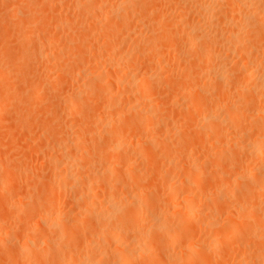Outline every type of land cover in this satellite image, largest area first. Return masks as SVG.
<instances>
[{"label":"rangeland","instance_id":"obj_1","mask_svg":"<svg viewBox=\"0 0 264 264\" xmlns=\"http://www.w3.org/2000/svg\"><path fill=\"white\" fill-rule=\"evenodd\" d=\"M59 1L60 0H0V185H1L0 186V236H1V239H0V264H37V263L39 264L40 260H41L40 264H57V263L58 264H66V263L67 264H93V263H88V262H90V259H93L92 262L94 261L95 262L94 264H99V262H100V264H103V262H104V261L102 262L103 258L100 257V259H97V258H99L98 254L100 255V253H101L100 251L103 250L102 253L103 252L106 253V251L108 250V251H112L115 253V250H114L115 247L116 246L120 247V245H125V246L120 247V249H122V250H119V251L116 250V252L117 251L120 252V253H116L118 255V258L115 256L112 257L111 256L112 252L106 253V256L108 254V257H107L108 259H109V257H112L111 258L112 260L111 259L107 260L106 258H104L107 261H110L109 264H115L116 261L118 262L117 264H119L120 262H122V260L119 262L118 261L119 259H123V261H124L123 264H128L127 261L130 262V259H132L131 263H133V264H140V263L142 264L141 261H143V260H145V264H146V260H150L151 256H152V258L157 257L156 258L157 260H162L165 257H167V258L169 257L168 259L166 258L165 260H163L164 261L163 264H172L175 262H176L175 264H180L182 262H183L182 264H190L194 259H195L194 260L195 262L192 264H206V263H208V264H260V262L264 263V261H263L264 256H261L262 257L261 258V257H258V255H256V253H255L256 249H258V248L260 249V247L261 248L264 247V243H261L260 242L261 238H259V237H262L264 234L263 232H261V231H264V225H262V224H264V220H263V222L261 221L264 218V188L261 187L262 183L264 184V173H263L264 170L262 168V167H264V166H262V164L264 165V156H261L262 152L261 153L259 152V150H262V151L264 150V143H263V147H261V141L262 140L259 141L260 138L263 139V137H264V134L261 133L263 131L262 130L263 126H261V125L263 124L262 122H264L263 121L264 118H263V120H260L261 118L258 119L259 117H257V115H256L257 114L256 112H258L259 110L264 111V107H263L264 106V99H263L264 93H262V92H264V91H262V88L264 87V85H261V87L258 86L260 84H264V82H263L264 75L262 73V72H264V63H263L264 62V60H263V58H264L263 53L264 52H262L264 50V45H262V44H264V43H262L264 41V38H262V36H261V38H262L261 40H263V41H261V43L257 41L259 45L261 44V47H260L261 51L257 52V50H255L256 52H253L254 47L250 48L249 46L252 44L254 45V40L252 41L251 37L253 36V38H255V36L252 35L250 37V34H252V32L249 33V31H248L249 34L247 32H245L243 34V39L245 38V36H246V38H247V35H249V36L247 39L245 38L243 41L246 40L245 44H247V43H249V44L252 43V44H250V45L248 44L249 45L248 49H246L247 53L244 50L243 52L245 54L242 53V55H240L241 51L239 49H236L237 50L236 51V50H234L233 47H227L228 46V45H226L227 43L225 41H223V39H225L223 37L226 34L223 37H221L222 35H218V37H220L221 39L217 37V39H219L217 41V43L215 42V43H212V45H211L209 40H207L206 41L207 43H205V45H203L204 44L203 38H206V37H203V38L200 37L201 38L200 39L199 37H196V35H197L196 34V35H194L196 38L194 36H192V38H191V34L193 35V33L197 32V30H199L200 28L202 31L200 30L198 33L201 32V34H202V32H206L209 30V29H207V27L209 28V23H208L207 19H206L207 22L205 20L201 21V18L204 19L205 15L201 14V15H203V17H202L199 15V12H197V10L194 9V11H193V9H192L193 6L195 5V3L197 2V0H195V1L181 0L182 2L179 0H174V1L171 0L172 2H170V0H168L170 4H173V2H174V4H173L174 9H173V6L168 4V1H166V0H163L164 2H162V0H93V1H91V0H61L62 4ZM96 1H98V2H96ZM178 1L181 2L182 4L178 3ZM185 1L188 2L189 5H187L188 3H186ZM198 1H200V0H198ZM201 1L203 2V0H201ZM89 2L90 3L96 2V3L91 4L92 7H90V4H88ZM206 2H208V0H206ZM84 3L87 4L88 7H90L89 13L92 11L91 9L96 10L95 12H92L94 14H90V15H93V16H90V18H88L89 17L88 12H87L88 15L86 12H85L86 14H84V12H82L83 8H81V6L83 4V7H84V5H85ZM99 3L101 4L100 5L101 9L97 5ZM118 3H120V4L118 5ZM138 3H140L139 6H138ZM147 3H149V5H147ZM104 4L108 7L111 6L109 8L107 7L109 12L113 8L112 7L113 4L116 7L117 6L121 7L122 9H124V12L126 10L125 13L130 12L129 14L131 15V19H128V17H127V18H124L125 20L126 19L131 20L133 23H135V21H137L136 23H138V20H139V23H141V24H139V23L133 24L131 21H128L126 23L127 26L126 25L124 26L125 22L122 23L123 21H121V20H123V19H121V16H119L120 19H117V20H119V24L121 21V25H118V21L116 20V18H119V17L114 15V16H112L114 18L111 20L109 18V15H108L109 12L105 13L107 8L104 6ZM141 4H142V6H141ZM150 4H152V5H150ZM179 4H180V6H182V5L185 6V7L182 6L184 8V10L182 7L180 8V11H179V9H176V7H178V8L180 7ZM175 5H176V7H175ZM102 6H104V7H102ZM153 6H155V7H153ZM95 7H97L100 11H97L98 9ZM142 7H143V10L145 8L144 11L146 12V14L142 10ZM170 7H172V10L170 9ZM126 8L128 9V11ZM186 8H188V9H186ZM137 9L139 12H136ZM181 9H182V11L186 10V14L189 12L187 10H191V11H193V13L191 15V12H190L191 16L190 15L188 16V14L186 15L183 12L184 17L182 18ZM84 11H88V10L84 9ZM175 11H177L179 14ZM131 12H133L134 14ZM174 12L177 14H175ZM194 12H197L198 17H197L196 13L194 14ZM140 13L142 15H140ZM82 15H84V16H82ZM107 15H108V17H107ZM134 15L135 16L137 15V16L135 17ZM171 15H174V16H171ZM105 16L109 19H107ZM177 16H178V18H177ZM133 17H135L134 19H136L138 17L139 18L137 20H134ZM144 17H145V19H141ZM173 17L175 18L176 22L174 21ZM189 17H190V19H189ZM86 18H87V20H86ZM140 19L143 21L141 22ZM169 19H170V21H171V19L174 21L173 23L171 21V24H172L171 27L174 25V30H177V28H178L177 26H180L179 28H181V29L177 30L176 33L175 32L173 33V31H174L173 28L169 27L170 26ZM114 20H115V22H113ZM58 21L59 22L61 21L60 25H58V23H59ZM110 21H112L113 23ZM78 23H80V24H78ZM174 23H176V24L178 23V24L176 25ZM202 23L205 26H207V23H208V26L203 27L204 25H202ZM96 24H98V26ZM113 24L114 25L116 24V25L114 26ZM61 25H63V26H61ZM80 25H82V26L85 25V26L82 27ZM106 25H108V26H106ZM113 26H114V28H113ZM192 26H195L196 28L193 27V28H195V29H193ZM106 27H107V29H106ZM109 27L113 28V30H115V33L116 32L118 33L117 41H115L116 38L114 39L112 37H109L108 34H107L108 35L107 36L106 34L104 35L102 33L103 31L105 33H106V31L111 32V30H108ZM127 27H128V29H127ZM175 27H176V29H175ZM203 28H206L207 30L205 29L206 31H204ZM220 28L223 29L224 26L222 27V25H221ZM119 29L121 32L117 31ZM89 30L91 31V33ZM113 30H112V32H113ZM192 31H195V32H192ZM98 32H100V33H98ZM88 33H90V34L88 35ZM98 34H100V35H98ZM188 34H190V37ZM95 35H97V36H95ZM101 35H102V37H100ZM187 36L189 37L188 39H186ZM145 37L149 38L150 41H148V39H145ZM96 38H97V40H96ZM104 38H106V39H104ZM44 39H46V40H44ZM47 39L51 43L47 42ZM108 39L111 41H109ZM113 39H114V41H113ZM191 39L193 40L194 43L191 41ZM202 39H203V41H202ZM248 39H249V41H248ZM199 40H200V42L202 41L201 43H203V44L200 43L201 46L199 45V43L196 44L197 42H199ZM152 41H154V43L151 46ZM184 41H185V43H184ZM186 41L189 42V45L191 43V46L193 48H194V45H196V48L193 49L191 46L188 45V43ZM195 41H196V43H195ZM220 41H222L223 43ZM259 41H260V39H259ZM45 42L49 43L48 45H50V46H47V44L45 45ZM115 42H117V43H115ZM134 42H135V44H134ZM218 42H219V44H218ZM80 45H82V46L84 45V46L81 47ZM103 45L104 46L106 45L107 47L106 46L104 47ZM202 45L205 46L207 49L211 46L210 48L212 49L213 52L212 53L210 52L211 49L206 50V48L202 47ZM213 45H215V48L213 47ZM223 45H226V48ZM188 46H189V48H192L191 51H190V49L186 48ZM111 47H112V49H111ZM199 47H202V50L205 49L206 51L204 50L205 51L204 52L201 49H198ZM151 48H152V50H151ZM153 48H155V51ZM228 48H231V49H228ZM245 48H247L246 45H245ZM79 49H81V50H79ZM103 49L104 50L108 49V50L104 51ZM156 49H157V51H156ZM186 49L189 50V53L186 51ZM250 49H252L253 51ZM82 50H83V52H82ZM149 50H150V52H148ZM238 50H239V53H238ZM80 51L82 53H79ZM108 51H109V53H108ZM207 51L209 52V54L206 53ZM224 51H226V52H224ZM100 52H103V53H100ZM112 52H114V54ZM236 52L238 54H236ZM110 53H111V56H110ZM141 53H143V54H141ZM157 53H158V55L156 56ZM232 53H233V55H232ZM248 53H249V55L254 54V55H252V57L256 58V61L254 59L255 63L253 65L251 64V66L249 68L244 67V65H243L244 62L243 63L241 62L242 59H243L242 61H245L244 60L245 56H243V55H246ZM107 54H108V57L112 61L116 62L115 63L116 65H114V62H112L113 63L112 65H111V62H106V60H108ZM58 55L61 59L59 57H57ZM77 55H78V57H77ZM102 55H104V56H102ZM105 55L107 58L105 57ZM120 55H121V57H120ZM235 55H238V57L243 56V58H241V60H240V58H235ZM70 56H71V58H70ZM80 56L82 57V59ZM100 56H101V58H100ZM94 57H96V59ZM98 57L100 59H98ZM103 57H105L106 60H105V58L102 59ZM202 57H203V59H202ZM205 57H206V59H205ZM222 57H223V60L226 59L225 60V62L227 61L226 63L223 62V60H221ZM259 57H261V58H259ZM89 59H90V63L88 61ZM116 59H118V60H116ZM134 59H135V61H134ZM140 59H142L143 61ZM80 60H82L83 63H82V61L80 62ZM148 60H150V61H148ZM209 60H211L210 61L211 64L209 62H207L208 65L206 66V61H209ZM215 60H216V64H215ZM220 60L222 61V64H223L222 66L217 65L218 63L221 62ZM258 60H262V62L258 61ZM73 61H75V62H73ZM121 61H123V62H121ZM72 62L77 67H75L74 65L72 66ZM149 62H150V64H149ZM256 62H257V64H256ZM259 62H260V64H258ZM60 63L63 65L61 66ZM65 63L68 65H65ZM128 63L130 64L131 68H130ZM126 65L129 66L130 70L128 69V67ZM236 65H237V67H236ZM259 65H260V67H263V69L262 68L259 69V67H258ZM112 66H115V67L120 66L121 68L118 67V68L114 69L115 67H112ZM217 66H219V67H217ZM224 66L227 68H225ZM64 67L69 68L68 70L67 69L65 70V73L63 72ZM220 67H221V69L225 68L223 70L224 73L232 72L236 75L237 72H241V74L238 73L239 76L236 75L237 77H239L238 81H239V84L241 86H239V84L237 82V78H235L236 82H237V83L235 82V84L233 83L235 81L234 78H233L232 83L228 82V81H230L232 76L236 77L234 74H231V73H230V75L228 73H227V75H225L227 80L226 79H224V80L227 82L224 81L225 82L224 83L222 81L220 83V84H222L221 86L218 85L219 83L217 82V85L215 86V84H216L215 81H218L219 79L218 80L216 78L212 79L214 76L213 72H216V70L218 68L220 69ZM213 68H215V69H213ZM234 68H236L237 70ZM239 68H241V70L245 69V68H247V69L242 70L243 71V73H242V71H240V70L238 71ZM256 68L259 69V71ZM72 69H74V70L72 71ZM79 69H81V71L83 70L84 73H83V71L79 72L80 71ZM232 69H234V72ZM113 70L115 71V73H117L118 70L119 71L116 74L117 76L115 75L112 78L117 79V77L120 75L118 77V79L119 80L121 79L122 82H124V81L126 82L131 77L132 78L134 77L133 78V84L131 81V83L128 85V87L126 89H124L126 94L123 91L121 92L120 89H123V88L117 89L115 87L113 88V86H111V85H109L107 87V85H105V84H104L105 85V92L103 91L104 89L102 90L103 92L98 91L100 89V87L96 88L94 91L93 87L98 86L97 83L99 80L101 81V82H99V86L101 83V87H104L102 81H105L106 83H107V81L103 80V78L107 79L108 75L110 77V75L114 73ZM206 70H207V72H206ZM226 70H229V71H226ZM261 70H262V72H261ZM66 71H70L71 73L66 72ZM109 71H110V73H109ZM208 71H209V73H208ZM210 71H213V72L210 73ZM60 72H63L64 74L60 73ZM69 73H70V76H68ZM204 73H206V75ZM208 74H210V75H208ZM211 74H212V78H211ZM257 74L260 75V78H259V75H257ZM79 75H81V76H79ZM157 75H158V77H157ZM228 75H229V77H228ZM240 75H243V77H244V75L247 77L248 76L252 77V78L248 77L252 80V82H251V80H249L247 78V80L250 81V82H247L248 87H249V85L252 86V84L254 83L253 81H255V79L258 78V80H260V84L257 83L255 86V83H254L252 88L250 86L248 88V90H246V91L243 90V92L245 91L244 93H246V95H248V93L250 92V89L252 91L251 93H249L250 95L252 93L254 94V92L257 91L259 94L257 92H255V94L257 93L256 97L258 95L262 97V99L259 96L257 98H260L263 103L260 100L256 101V100H258L257 98L254 101L255 102L254 108L256 109V111L252 110L253 113L251 112L250 108L254 106L253 105L254 103L251 105V107L249 106L250 105L249 100L246 103V104H248L247 105L248 107L245 104L246 100L251 98V96L249 95L250 96L249 97V96L245 95L247 97L246 98L243 95L244 98L246 99L245 100L241 96L242 92H239L237 95L235 94L238 91L242 90L240 87L247 85L246 84L247 80L244 81L243 77H241ZM127 76L129 78H127ZM150 76H153L154 78L156 76L155 80L153 77H150ZM197 76H198V78H197ZM207 76H208V78H207ZM93 77H94V79H97V80H95V82L97 81L96 83L92 82L94 80V79H92ZM191 77L193 79H195L196 82H197V80L200 81V82L199 81L197 82V85H195L196 82L194 83V85H192L193 81L190 83L194 87L199 86V88H201V90H202L201 92H203V90H204L203 94H205V96L207 95L208 98L206 96V99H205V96L202 95L201 101L207 102L206 104H205V102L204 103L201 102L200 98H199V101L197 100L198 98H196V97L201 96V94H200V96L196 95V94H198V92L200 90L199 91L187 90L188 88L190 89V87L192 89V86L190 84H189L190 86H188L187 89H186V87L185 88L181 87V85H182L181 83H183L182 86L188 85V83L190 81L189 79ZM253 77H254V79H253ZM124 78L125 79L127 78V79L125 80ZM186 78H188V79H186ZM90 79H92V80H90ZM152 79L155 81V82L152 81L154 84L151 82ZM146 80H148V81L146 82ZM180 81H182V82H180ZM186 81H187V83H186ZM240 81H243V82L240 83ZM145 82L148 85H146ZM150 82L152 83V85ZM86 83L89 85H95V86L90 87L91 89L93 88L92 89L93 92L92 91L90 92L91 96H90L89 91L86 90V89H89V85L86 86ZM200 83H201V85H200ZM223 83L226 84L224 89L222 88V87H224ZM107 84H109V83H107ZM143 84H145V86H149L150 88L155 87L154 88L155 92L153 89H151L150 92H148L149 91V89L147 90L148 87H143L140 89V87L144 86ZM177 84H179V85H177ZM202 84H203V86H202ZM232 84L234 87H236L237 89L239 88V89L235 90L236 88H233V89L230 88L229 86H231ZM130 85H131V87L133 85V87H132L133 89L130 87ZM227 85H228L229 89H227ZM171 86H173V87H171ZM204 86H205V88H204ZM214 86L216 88L218 86H219V88L221 87L220 88L221 92L218 93L219 89L218 88L215 89ZM237 86H239V87H237ZM257 86L259 89L257 88ZM110 87L113 90L112 89H108V90L106 89V88H110ZM134 87L136 88L138 95H136L137 92L135 91ZM177 87H179L178 88L179 92L176 91ZM202 87H203V89H202ZM144 88H146V90ZM91 89H89V90H91ZM173 89H176V90L172 91ZM185 89L190 92V93L188 92V95L186 94L187 91ZM206 89L208 92H205ZM225 89H227V91L230 90V91H228L230 94H231V92H233L237 98L233 95V93L231 94L233 96L230 95V97H231L230 98L228 96L229 93L227 94V91L222 92V90H225ZM106 90H107V92H106ZM109 90H110V92H109ZM126 90H128L129 92ZM138 90H140V91L142 90L145 93L142 91L140 92ZM181 90L186 91V92L181 93L182 92ZM260 90H261V92H260ZM192 91L194 92V94L191 93ZM247 91H248V93H247ZM80 92L81 93L86 92V93H84V94L82 93L83 94L82 95ZM131 92H132V94H131ZM139 92L141 93L142 96L140 95ZM174 92H176V93H174ZM210 92L212 95H210ZM224 92H225V95H227L229 98H227L224 95H221ZM133 93H135L134 96H133ZM178 93H179V96H178ZM180 93L183 95H181ZM68 94H70L71 96H73V94H74V96L71 97ZM103 94H105V96H102ZM239 94H241V95H239ZM253 94H252V96H253ZM66 95H68L71 99L68 96L66 97ZM99 95H100V97H99ZM62 96L63 97L65 96L66 99L63 98ZM138 96H140V97H138ZM80 97H81V99L83 98L84 100L82 99L83 101H81ZM103 97H105V98H103ZM222 97H224V98H222ZM254 97H253V99H255ZM96 98H98V99H96ZM218 98L222 101H219ZM100 101H102V102H100ZM226 101L228 103L230 101H233V102L229 103L231 106H232V104H234L232 109H231V106H229V105H228V107L225 106L226 108L223 105L221 106V104H223V103L225 104ZM129 103L132 106L135 104L133 106V108L135 107V110L136 111L138 110L137 113H135L136 111L133 114H131V111L129 112L128 108L131 107V105ZM148 104H150V105H148ZM213 104H214V106H213ZM118 105H119V108H117ZM137 105H139L138 108H137ZM198 105H200V106L198 107ZM209 105H211V106H209ZM219 105H220L221 109L218 108ZM259 105L261 107H259ZM82 106H85L86 110H84L85 108H83ZM205 106H206V108H205ZM235 106H237V107H235ZM140 107H141V109H139ZM245 107H247V108L250 107L248 109V111H245V112H247L246 114H245L244 110H247V108L245 109ZM125 108H127V109H125ZM145 108H146V110H145ZM199 108H201V109H199ZM228 108H230V110ZM239 108H240V110H242V112H240V110H238ZM213 109H214V111H213ZM233 109H235L236 111ZM120 110H121V112H120ZM131 110L133 111L134 109H131ZM140 110H144V112L149 110L148 114L151 115V113H153L152 115L156 119V120L154 119L153 121L158 120L157 122H159L158 125H157V122H155L156 124L155 123L150 124L153 121L151 119H149L150 122L148 121L149 123H147V126H148V124H150L151 126H150V131L149 130L146 131L147 134L145 133V130H147L149 128L146 125L142 126V123L140 124V121L143 120L144 121L143 124L145 122H147L145 119L147 117H145V116H147L148 114L145 115L142 112V113H140L141 117L139 116V118H138ZM124 111H128V113H125ZM89 112H91V113H89ZM208 112H209V114H207ZM235 112H238V114H240L241 116L238 115L237 113L235 114ZM243 112L245 115L243 114ZM250 112H251V114H250ZM254 112L256 114H254ZM129 114H131V116ZM132 115H133V117L137 118L136 119L137 121H138V119H142L144 117L142 120L138 121V124H136L137 127L140 124L139 126L142 128L136 129L137 128L136 127L135 129L134 128L132 129L130 127L131 124H130V121L128 119L131 118L130 120L133 121V122H131L132 126H135L133 124L137 123V121L135 122V118H133ZM213 115L215 117H217L216 119H219V121H221V122H219L216 119H215L216 120L215 121L214 118H212ZM236 115H238V116H236ZM89 116L91 119L89 118ZM233 116L234 117L235 116L240 117V118L242 117L244 119V121L242 120L241 123H240V121H236V120L234 121V120H232ZM253 116L257 117V120L260 122L259 127L261 126L262 129H259L257 127L258 121H256L255 120L256 118L254 119ZM208 117L209 118L211 117L213 120L211 118L209 119ZM229 117L232 119H230ZM236 117L234 119H236ZM88 118L90 120H87ZM211 120L214 123L218 121V124L215 123V124H217L216 127H219L218 126L219 123L222 127L220 126L219 129L217 128V129H215V131L214 130L212 131V127H211V125H209V122H212ZM127 121H129L128 123L130 125L128 123H126ZM84 122H85V124L86 123L87 124L84 125V127H82L83 126L82 124H84ZM235 122H238L241 125L236 123V125H237L236 126ZM123 124L127 125V127L125 126L126 127L125 128L123 126ZM210 124H212V123H210ZM213 124H212V126L215 127ZM91 125H92V127H91ZM116 125L119 127V131H118L119 134H120V132H123V127H124L125 131L119 135L118 133H116L117 132L116 129H115L116 132L114 131V127L118 128ZM232 125L234 128L232 127ZM77 126H78V130H79V128L82 127L81 128L82 130L80 129L81 130L80 132L84 133L83 135H82V133H79L78 130H76L78 133L74 130L75 128L77 129ZM87 126H88V129H87ZM95 126H96V128H95ZM100 126L103 128H101ZM128 126L131 128V129L129 128L130 130L128 129ZM143 127H145L146 129ZM235 127H237L236 130H235ZM210 128H211V130H210ZM90 129H92V130H90ZM110 129H112L111 131H113V133H116L118 135V136L116 135V137H117V140L119 143L116 142L117 140L114 141V139H116V137L114 136L115 134L114 135L111 134L112 132L110 131ZM105 130H107L108 133L110 131L109 137L110 138L114 137L113 141L117 144V146H115V143L114 144L109 143L112 146L108 144V142H111V141L108 140L110 138H108V136L106 135ZM134 130H136L135 134L138 133L137 132V130H138L139 135L138 134L135 135L133 133ZM142 130L144 132H142ZM217 130L221 131L220 134L221 133L223 134V136H221V138H219V139H217L218 137H216V135L219 136V132L214 134V132H217ZM87 131H89V132H87ZM90 133H92V135ZM80 134L83 137L86 136V139L88 137L90 139H93L95 137L96 140L98 139L97 141L99 143L100 142L103 143L105 141V140H103V138H104V139H106V143L108 144L107 146L110 150H111V148L115 149L117 147L116 149H118V151L116 149L112 150L111 151L112 154H111L110 150L106 147L108 151H105L106 149H103V151H104V153H103L102 148L105 145L104 146L101 145L102 147L99 145L101 147L102 155H104V157H103L99 153L100 152L99 147H98V149L96 147V146H98L97 141L94 139L92 141L89 138H88L89 140H85L82 137L85 140L83 143V142H81L83 139H80L81 138V136H79ZM128 134H129V136H127ZM140 134H141V136H140ZM142 134L144 136H142ZM262 134H263V136H262ZM75 135H76V137H75ZM102 135L107 136L108 139L103 137ZM111 135L113 137H111ZM124 135H125V137H123ZM70 136H71V138H70ZM73 136L75 137L73 139H77L79 137V140L77 139V141L80 142L79 144L77 143V145H76V144L70 143V142H74L71 140ZM137 136H138V138H136ZM145 136L146 137L150 136V138L155 137L156 141L154 140L155 138L154 139L152 138L154 140V143L153 142L150 143V141L152 139H150V141L144 142L142 137H145ZM225 136H226V138H225ZM140 137L143 141L140 139ZM255 137H257V138H255ZM101 138H102V140H101ZM227 139H229V141ZM256 139H258L260 144H258L259 142ZM121 140H123V141H121ZM160 140H161V142H160ZM88 141H91L92 146H91V143ZM224 141H226V142H224ZM53 142H56V143H53ZM120 142L122 145H120ZM156 142H157V144H156ZM262 142H264V140ZM106 143L104 142L103 144H106ZM159 143L161 145L160 147H159ZM228 143H231V145L233 144L234 146L233 145L231 146ZM82 144H85L86 146L83 145L84 146L83 147ZM154 145H156V146H154ZM226 145L231 146L230 150H229V148L226 147ZM76 146L78 148H76ZM88 146H90V147H88ZM118 146H122L123 150L120 149V147L118 148ZM60 147H62V148L60 149ZM222 147L224 148L223 150H225V149L229 150L228 152H227V150H225L226 151L225 153H228L229 155L231 154L233 156L229 157L228 154L227 155L226 154H222V155L219 154L220 157H218V153H215V152L218 150H219L218 152L223 151ZM257 148H259V150ZM84 149L88 150L89 153H88V151L84 152ZM144 149L148 152H146ZM120 150L122 152L121 156H120V154H121ZM127 150H129V152ZM63 151H64V153H63ZM81 151H83V153L86 154L85 159H83L85 154L82 156L83 157L82 159H78V157L81 154ZM95 151L97 152V154L100 155L99 158L102 157L101 160L103 159L102 160L103 164H101L100 159L95 158L96 157V155L94 156V154L96 153ZM113 151L116 155L113 153ZM72 152H73V154H71ZM79 152H80V154H79ZM93 152H94V154H93ZM105 152H108V153H105ZM76 153H77V158L76 157L74 158L73 156H74V154L76 156ZM54 154H56V155H54ZM105 154L106 155L108 154V157H106ZM234 154H236V155H234ZM52 155L54 156V158L52 157ZM58 155L59 156L64 155L65 157L63 159L62 156H60V157H62V158H60ZM215 155H217V156H215ZM93 156H94V159H93ZM112 156H114V157H112ZM222 156H223V158L221 159ZM231 157L232 158L234 157V159L230 160ZM223 159L224 160L226 159V161H227V162H225L226 164L224 162H222V161H224ZM70 160H71V162H70ZM72 160H73V162L75 160L76 163L75 162L73 163ZM94 160L97 162V164H96V162H93ZM97 160H99L100 164L98 163ZM59 161H60V163H59ZM92 162L95 164H93ZM105 164H107V165H105ZM196 164H199V166L202 165V168H205V169H201L203 172L202 174H200L199 171L196 172L199 174L198 177H197V174H195V171H197L198 169L197 170H195V169H196V167L199 168V166H197ZM73 165H74V167H73ZM87 165H89V166H87ZM92 165L96 166L95 167L96 172H91L93 176L95 173H100V171H101L102 175H104V174L107 175V173H108L107 177L108 178L111 177V181H112V182H110L111 187H109L110 186V184H109V186H107L108 188L107 187H106V189L103 188V187H105V185H101L103 179L99 180V177L96 176L98 174H95L96 178L98 177V182H96L97 179H95L96 183L93 181L94 178L89 175L91 173H89L90 170L88 169V167L91 168ZM100 165H102V166H100ZM103 165H104V167H103ZM108 165L114 166L113 171L114 170L116 171V169L119 166V168L117 169V170H119V173H120V170H125V167H129L131 170L125 171V172L122 171L123 174H125V175L117 173L119 175L118 176V175H116V173L113 174L112 171H109L108 169H106V166H108ZM62 166H64L65 168L64 167L62 168ZM69 166L72 169L68 168ZM99 166H100V168H99ZM130 166H132L133 168ZM183 166H184V168H182ZM189 166H191V167L194 166L195 171L193 169H191ZM258 166H260L261 168H259ZM115 167H116V169H115ZM153 167H155V168H153ZM104 168L107 171L104 170ZM187 168H190V169H187ZM133 169H134V171H133ZM255 169L260 171L259 172L260 175H261V173H263L261 175V176H263L262 178L258 174H256V176L253 175L252 177H249V179H248V177L243 175V174H246V172L247 173L248 172L255 173ZM259 169H262L263 171L259 170ZM63 170H64V172L62 173ZM67 170H69L67 174H69V172H71L73 175L71 173L69 174L67 182L69 180H70V182H68V183L66 182L67 184H64V183L61 184L59 182V178L61 176H63L67 172ZM97 170H100V171H97ZM110 170H112V169H110ZM83 171H85V172H83ZM91 171H92V168H91ZM130 171L133 174H128ZM28 172L31 175H33V176L35 175V176L32 177L28 174L31 177L30 178L26 174ZM86 172H87V174H86ZM81 174H82V176H81ZM112 174L114 176L115 175L117 176V178L113 176V178H116L117 180L116 179L112 180ZM136 174H138V176ZM240 174H242V175H240ZM88 175H89V180L92 178L93 180L92 179L91 180L93 182L88 180ZM25 176H28V177L26 178ZM191 176H193V177H191ZM85 177H86V179H85ZM105 177L106 176L104 175L103 178H105ZM138 177H140V178H138ZM244 177H246V178H244ZM256 177H259L260 183H258L256 181ZM72 179L76 180V182H73L74 180L72 181ZM196 179H198V180H196ZM77 180H78V182H77ZM181 180L183 181V183ZM58 182L60 183V186L57 185ZM85 182L88 186L84 184ZM70 183H74V184L78 183L81 186H84V188H86V189H84L82 187L80 188L79 187L80 185L78 186L76 184L77 187L75 185H74V187L77 188V190L79 189L78 190L79 193H75V195H74L73 192L75 189L73 188L72 184L70 185ZM248 183L251 185L249 186ZM90 184L92 185V187L90 186ZM98 184L100 185L101 191H103L104 189L105 190L108 189L110 195H109V193H106L108 196L107 200H109L107 202H106V195H105V197H103V195L105 194V192H104L105 190L103 191L104 192L103 195H102L101 191L100 192L98 191L99 196L95 197V199H94V195H90L89 198H92V201H93V199L96 200L98 198L100 203L103 202L101 205H103V206L106 205L105 209H107V206H108V209L106 211L103 208V206H102V208L100 207L101 205H99L100 203L98 201L97 205L100 207V209L97 207V209H96L97 213L99 214L101 212V214H102V212H103L102 209L104 211H106L107 213H110V212H108V210L110 208L112 210V211L110 210L111 213L115 212V210H117V211L119 210L118 212L116 211L115 214L118 213V215H120V213L122 212L121 215H124L125 217H129L130 219H132L131 222H130V219H128V221H125V223H126L125 224L123 222V219H125V218H122L123 216H121V215L119 216V218H121L120 220L117 217L114 218V219L117 218L118 221H121L120 225L122 223L124 224V225L123 224L122 225L126 229L123 226L122 227L125 229V231L123 228H121L122 231L119 230L123 233V235H120V234H122L121 232L111 231L110 228H112V225H111V227L109 226L110 224L108 225V223H112L113 226L117 227V224H114L115 221H116V223H118L117 219L114 220L113 221L114 223H113L111 221V217L118 216V215H115V214L113 215V213H112V216H109L111 213L107 214L104 212V214H106L107 216L104 214H102V216L99 214L100 216H98L97 213H93V210H91L92 204L86 205L87 200H89V203L91 202L93 204H95L97 202V201L92 202L91 199H88L87 196L89 193H87V192H89L90 189H87V188L90 187L92 189L95 185L94 191L96 194H98L97 189H96V188H98L97 187ZM105 184H107L106 181H105ZM66 186L69 187L70 190ZM173 186H174V188H173ZM248 187H251V189H249ZM177 188H179L178 189L179 192H177ZM183 188L185 190H182ZM145 189L148 190L147 193H146ZM173 189H176L175 190L176 193H174L175 191ZM138 190H139V192H137ZM80 191H82L83 193L81 194ZM91 191H93V189ZM140 191L142 193L144 192V194H142ZM85 192L87 195L85 194ZM170 192H171V194H170ZM138 193L139 194L141 193V195H140L141 198H140ZM172 193L174 194V196ZM91 194H93V193H91ZM145 194H147V197ZM84 195L87 197L86 201H85L86 197L84 198ZM136 197L139 198V200H135V199H137ZM118 198L122 199V201L118 200ZM132 198H134V199H132ZM144 199H146V200H144ZM17 200H19V201H17ZM24 200H25V202H24ZM142 200H144V202ZM118 201L121 203H118ZM136 201H138L139 203H140V201H142L144 204L143 205L140 204L141 205L140 206V205L136 204V203H138ZM187 201H189V202H187ZM110 202L113 203L112 205L114 206V208L116 207L115 209L111 208L112 205ZM145 202H147V204ZM116 203H118V204H116ZM87 204H88V202H87ZM130 204H135L136 206H138V208H136V211L134 209V207H136V206L130 205ZM35 205H36V209H35ZM38 205H40V206H38ZM144 205H145V207H144ZM251 205H252V207L254 206L253 209L257 208L256 210L260 211V214H259V212L257 213V211L250 209V208H252V207H250ZM31 206H33V207H31ZM37 206H38L39 210H37ZM85 206H86V208H85ZM119 206H120V208H119ZM123 206H124V208H123ZM83 207L85 208V210H83L84 209ZM87 207H89L90 211L87 209ZM184 207L185 208L190 207L191 209H190V211L184 212L185 211ZM93 208H94V205H93ZM95 208H96V206H95ZM260 208H262V209H260ZM86 209L89 211L90 214L86 213L87 212ZM124 209H125V211H124ZM91 211L94 214V216H93V214L91 215ZM253 211H255V212H253ZM124 212H125V214L126 213H128V214L125 215V214H123ZM135 212L136 213L138 212L136 216H135ZM189 212H190V214H189ZM33 213H35L34 214L35 217L32 216ZM185 213H188L189 215H186ZM84 214H89V218H90V216L91 217L93 216L92 218L97 219V220L100 219V221H101V218H103L102 220H104V224H107L109 226V228H108V226L106 225L108 231L105 228V225L102 224L103 221L99 222L101 224V227L97 226L98 224H96L94 226L95 220L91 219V220H93V221H91L89 218H87V215L85 216ZM95 215H96V217L98 216L100 218H96ZM226 215H228L229 217L232 216L233 217L232 219H236V218L240 219L241 218L242 221H241V223L239 222V224H237L236 222L239 221L238 219H236L237 221L234 222V220H232L228 216L226 217ZM259 215L261 216L262 219L260 218ZM104 216L107 217L108 221L106 220V218ZM108 216L110 217V219ZM46 217H48V219ZM59 217L61 220L60 219L56 220ZM227 218H229V220H231V222L236 223V225H238L241 229H244L243 232L239 228L238 229L240 231H238V229L235 226V232L234 233L236 236H234V233H232V234L229 233L230 234V236H229V234H227L225 231V230L229 231L227 228H225L226 227L225 224H227V226H228V223H229V226H230L232 223L226 221ZM38 219H40V222L36 221ZM88 219L91 221V226L93 225L92 226L93 227L92 232L93 231L95 232V233L93 232L94 234H92V235H94V236L99 235V237H97L98 240H97V238L95 239L90 235V233H92L91 231H90V233H88V230H90V227H91L90 224H88V223H90V221H88ZM109 220H110V222H109ZM112 220H113V218H112ZM41 222L44 224V226L42 224H40ZM92 222L94 224H92ZM39 224L48 230H46L42 226L39 227ZM49 225H51V227ZM259 225L261 228L259 227ZM25 226H26V228H25ZM47 226H49V228ZM88 226H89V228H88ZM229 226H228V228H229ZM61 227H62V230H61ZM94 227H96L97 229L99 227H100V229L102 227H104L103 230L106 229L108 235L104 231L102 232V230H100L101 233L98 232L99 230H97L96 228H95L96 230H94ZM120 227L121 226H119L117 228H120ZM160 227H161V229H160ZM231 227L233 229L234 225H231L230 228ZM52 228H54V229L52 230ZM87 228H88V230H87ZM23 229H25V230H23ZM27 229H28V232H27ZM247 229H248V231H247ZM45 230L47 231V233ZM164 230H166V231H164ZM109 231L111 233H114V234L117 233V234H115V235H117V239H118L117 241L115 239L116 236L111 237L113 239V241L115 242V244L117 242L120 243V244L117 243L118 245L116 244L115 247H114L115 244L113 243L112 240L110 241L112 243L107 241V239H110V237H108V236H111L109 234ZM123 231L125 233H127V235L128 234H131V235L127 236ZM153 231H156V232L154 233ZM50 232L53 234H51ZM84 232H85V235H84ZM79 233H82L83 235H81V234L79 235ZM168 233H169V235H168ZM238 233H241V235L240 234L238 235ZM86 234H89L87 236H89L91 238L86 237ZM161 234L163 237L165 236L166 238L165 237L162 238ZM219 234H221V235H219ZM59 235L61 238H59ZM119 235L121 237H123V236L125 237V238L123 237L125 239V242L123 239L122 240L120 239ZM171 235L173 237H171ZM28 236H30V237H28ZM31 236L33 239L31 238ZM82 236L83 237L85 236L87 239L83 238ZM105 236L108 238L106 239ZM118 236H119V238H118ZM45 237L47 239H45ZM66 237L68 239L69 238L70 239L66 240ZM167 237H169V238H167ZM218 237H220V239ZM228 237H230V238H228ZM79 238H83V240H85V241L83 242L82 239H79ZM30 239L32 241L34 239L35 240L33 242H31ZM50 239H52V240H50ZM53 239H55V241ZM57 239L59 240V243H57L58 242ZM60 239L63 242H65L64 240H66V242H65L66 244H64V245L67 246V249H66V246L64 247V245L60 241ZM99 239L101 241H99ZM119 239H120V241H119ZM37 240H38V242H36ZM78 240H79V242H78ZM80 240L84 243V244H81V246L85 245L86 247L89 248V246L91 245V248L93 247L92 250L79 246V248L80 247L82 248V250H81L82 254L77 255L78 252H80L79 250L77 251V253L74 250H73L74 251L73 252L71 249L77 250L78 247L74 248V246L76 243H79V245H80V243H81ZM92 240L93 241L96 240L95 241L96 243L99 241L97 243V246H96V243H94V242H93L94 244H92ZM105 240L108 243H110L109 246L111 245V249L113 248V250H110L107 248L108 243H106ZM211 240H214V241H211ZM26 241L30 242L31 244H27ZM46 241H48L50 245ZM67 241H68V245H67ZM159 241L162 242V244H163V245H161L162 247L158 244ZM23 242L26 244H23ZM35 242H36V245H33V244H35ZM52 242L53 243L55 242L57 245L61 244V245H63V247L60 248L59 247L60 245H59L58 247L56 246L57 248H59V249H57L56 247H54L55 244H53ZM194 242H197V245ZM216 242H219V243H216ZM73 243H75V244H73ZM211 243H212V245H211ZM146 244H147V246H146ZM23 245H24V247H22ZM28 245H30V246H28ZM94 245H95V247H94ZM191 245H194V246H191ZM68 246H70V247H68ZM99 246H100L101 250L96 249ZM144 246L147 247V249L149 250L148 253L151 252V250H152V252H151L152 255L150 253L148 254L147 250H144L145 254H148V256L150 255L149 257L148 256H146L147 258L141 257L142 260L140 261V257L138 256V253H136L137 255H134V256H132L133 253L132 254L130 253V255H131V257L129 255L130 259L128 257H126L127 255L125 256V252L127 254V250H128L126 248H130L131 251L134 250L133 252H138V248H140L139 251L140 250L142 251V249H146ZM196 247H197V249H196ZM22 248H23V250H22ZM24 248L25 249L28 248V249H26V251H25ZM63 248H64V251H63ZM131 248L132 249L134 248V249L132 250ZM188 248H190L191 250L194 248L195 250L200 251V254H202V256L198 254V257H197L198 259H197L195 255H197V253H199V252L196 251V253H195L194 249L191 252H186V254L189 255V256H187L185 254V251H188ZM85 249H86V251H84ZM123 249L126 251H124ZM156 249H159V250H156ZM28 250L30 251V253H27V252H29ZM43 250L44 251L46 250V253H44ZM87 250L91 251V252L89 251V253H92V251H93V253L91 255H89ZM94 250H95V252H94ZM98 250H99V252H98ZM180 250H182L181 253H180ZM59 251H62V252L60 253ZM83 251H84V253H83ZM144 251H142V252H144ZM72 252H73V254H72ZM121 252L125 258L123 257ZM41 253H42L43 257L41 256ZM63 253L66 255L64 258H62V256H64ZM109 253H110V255H109ZM165 253L167 254V256ZM188 253H193V259H192V255L188 254ZM33 254H34V257H33ZM61 254H63V255L61 256ZM84 254L86 256H90V257L92 256L94 258L89 257L90 259H88V258H86V256L84 257ZM119 254L122 256L121 258H119ZM55 255H56V258H55ZM73 255L75 256V260L77 263L75 262V260H72L75 263H73L71 261V259L74 257ZM80 255H83L84 259H82L80 257ZM57 256H58V258H57ZM77 256H79L78 259H76ZM143 256H145V255H143ZM40 257H42V258H40ZM35 258H37L38 262L36 261ZM54 258L58 262L56 261V263H55V261H53ZM113 258H114V261H113ZM44 259H45V262H44ZM87 259L89 261H87ZM190 259H192V260L190 261ZM199 259H201V260H199ZM61 260H63V261H61ZM157 260H156V262H158ZM188 261H190V262L188 263ZM201 261H203V263ZM159 262L161 263V261H159ZM153 263H154V261L152 262V264ZM104 264H108V263L105 261ZM120 264H122V263H120ZM149 264H151V263H149Z\"/></svg>","mask_w":264,"mask_h":264},{"label":"bare ground","instance_id":"obj_2","mask_svg":"<svg viewBox=\"0 0 264 264\" xmlns=\"http://www.w3.org/2000/svg\"><path fill=\"white\" fill-rule=\"evenodd\" d=\"M91 1H93V0H91ZM166 1H168V0H166ZM173 1H174V0H173ZM179 1H181V0H179ZM179 1H178V3L182 4V3H181L182 1H181V2H179ZM190 1H195V0H190ZM59 2H61V0H60ZM59 2H58V3H59ZM87 2H88V1H87ZM96 2H98V1H96ZM96 2H94V3H93V2H91V3L89 2L88 4H90V7H92L91 4H95ZM141 2H142V1H141ZM162 2H164V1L162 0ZM170 2H172V1L170 0ZM176 2H177V1H176ZM185 2H186V1H185ZM75 3H76V2H75ZM75 3H74V4H75ZM102 3H103V2H102ZM109 3H110V2H109ZM150 3H151V2H150ZM186 3H188V2H186ZM186 3H185V4H186ZM193 3H194V2H193ZM59 4H60V3H59ZM61 4H62V2H61ZM61 4H60V5H61ZM84 4H85V3H84ZM119 4H120V3H118V5H119ZM139 4H140V3H138V6H139ZM168 4H170L169 1H168ZM173 4H174V2H173ZM173 4H170V5L173 6ZM180 4H179V6H180ZM183 4H184V3H183ZM97 5H98L99 8H100V5H101V4L99 3V4H97ZM110 5H111V4H110ZM147 5H149V3H147ZM150 5H152V4H150ZM166 5H167V4H166ZM176 5H177V4H176ZM176 5H175V7H176ZM187 5H189V3H188ZM55 6H56V5H55ZM85 6H86V7H85ZM104 6H105L106 8L108 7V6H106L105 4H104ZM104 6H102V7H104ZM141 6H142V4H141ZM177 6H178V5H177ZM182 6H184V5H182ZM182 6H180L179 8L176 7V9H179V11H180V8H181ZM192 6H193V5H192ZM84 7H85V8H84ZM84 7H83V4H82V6H81V8H83V11H82V12H84V14H86L87 12L89 13L90 7H88L87 4H85ZM109 7H111V6H109ZM109 7H108V8H109ZM112 7H113V8L110 10V12H109L108 8L106 9V12H105V13H108V12H109L108 15H109V18H110L111 20L114 18V17H112V16H114V15H116V16H118V17L121 16V19H123V20H121V21H123L122 23L125 22V23H124V26L126 25V23H127L128 21H131V20H127V19H126V20H127V21H126V20L124 19V18H127V17H128V19H131V15L129 14L130 12L125 13L126 10H125V12H124V9H122V8L119 7V6L116 7L114 4H113ZM144 7H145V6H144ZM146 7H147V6H146ZM153 7H155V6H153ZM165 7H166V6H165ZM184 7H185V6H184ZM195 7H196V8H195ZM78 8H79V7H78ZM95 8H97V7H95ZM124 8H125V7H124ZM182 8H183V7H182ZM189 8H190V7H189ZM84 9H85V10L87 9L88 11H84ZM97 9H98V8H97ZM100 9H101V8H100ZM126 9H127V8H126ZM132 9H133V8H132ZM170 9L172 10V7H170ZM173 9H174V6H173ZM186 9H188V8H186ZM192 9H193V11H194V9L197 10V12H199V15L202 16V17H203V15H205L204 19L201 18V21H203V20L206 21V19H207V21H208V23H209V28L207 27V26H208V23H207V26H205V25L203 24L205 21L202 23V25H204L203 27H207V29H209L208 31H206L207 29H206V28H203V30L206 31V32H202V34H201V32L198 33V32L201 30V28H200L199 30H197V32L192 31V32H195V33H193V35L191 34V38H192V36H194V35H196V34H197L196 37H199V38H200V37H201V38L206 37V38H207V39H206V38H203L204 41H203V39H202V41L204 42V44L201 43L202 41L200 42V40H199V42H197V43H196V41H195L196 44L199 43V45H200V43H201V44L205 45V43H207L206 41L209 40V42H210L211 45H212V43H215V42L217 43V41L219 40V39H217L218 35H222L221 37H223V36L226 34L227 36L225 35V36L223 37V38H225V39H223V41H225V42L227 43V44H226V45H228L227 47H233L234 50L239 49V50L241 51V52H240V55H242V53L245 54V53L243 52L244 50H245L246 53H247V50H246V49H248V46H249L250 44H252V43H250V44H249V43L245 44V41H246V40L243 41V40L246 38V36L244 35L245 38L243 39V34H244L245 32L248 33V31H249V33L252 32V34H250V37H251L252 35L255 36V38H253V36L251 37L252 41L254 40V45L252 44L253 46H252V45L249 46L250 48L254 47V48H253L254 51H253L252 49H250V50H252L253 52H256L255 50H257V52H258V51H261V50H260L261 44L259 45L258 42L261 43V41H263V40H261V39L264 38V0H208V2H206V0H205V1L203 0V2H202L201 0H200V1L197 0V2L195 3V5L193 6ZM80 10H81V9H80ZM91 10H92V11L89 13V17H88V18H90V16H93V15H90V14H94V13H92V12H95V11H96L95 9H91ZM142 10H143V7H142ZM144 10H145V8H144ZM144 10H143V11H144ZM146 10H147V9H146ZM183 10H184V8H183ZM97 11H100V10L98 9ZM127 11H128V9H127ZM130 11H131V10H130ZM140 11H141V10H140ZM143 11H142V12H143ZM177 11H178V10H177ZM177 11H175V12H177ZM187 11H189V12L187 13L188 16L190 15V12H191V15H192L193 11H191V10H187ZM85 12H86V13H85ZM134 12H135V11H134ZM136 12H139L138 9L136 10ZM136 12H135V13H136ZM144 12H145V11H144ZM172 12H173V11H172ZM175 12H174V13H175ZM183 12L186 14V10H185V11H182V9H181L182 18L184 17V16H183V14H184ZM197 12H194V14H195V13L197 14ZM88 13H87V15H88ZM115 13H116V14H115ZM131 13H133V12H131ZM149 13H150V12H149ZM177 13H178V12H177ZM177 13H175V14H177ZM78 14H79V13H78ZM133 14H134V13H133ZM137 14H138V13H137ZM145 14H146V12H145ZM178 14H179V13H178ZM187 14H186V15H187ZM194 14H193V15H194ZM201 14H203V15H201ZM108 15H107V17H108ZM140 15H142V14L140 13ZM186 15H185V16H186ZM191 15H190V16H191ZM82 16H84V15H82ZM103 16H104V15H103ZM110 16H111V17H110ZM134 16H135V15H134ZM136 16H137V15H136ZM136 16H135V17H136ZM138 16H139V15H138ZM144 16H145V15H144ZM171 16H174V15H171ZM194 16H195V15H194ZM200 16H199V17H200ZM80 17H81V16H80ZM80 17H79V18H80ZM105 17H106V16H105ZM107 17H106V18H107ZM129 17H130V18H129ZM135 17H133V19H134ZM139 17H140V16H139ZM139 17H138V18H139ZM141 17H142V16H141ZM186 17H187V16H186ZM197 17H198V14H197ZM109 18H107V19H109ZM115 18H116V17H115ZM138 18H136V19H134V20H137ZM171 18H172V17H171ZM177 18H178V16H177ZM180 18H181V17H180ZM180 18H179V19H180ZM80 19H81V18H80ZM117 19H120V17H119V18H116V20H117ZM141 19H145V17H144V18H141ZM141 19H140V20H141ZM173 19H174V21H175V18H174V17H173ZM189 19H190V17H189ZM193 19H194V18H193ZM199 19H200V18H199ZM86 20H87V18H86ZM90 20H91V19H90ZM124 20H125V21H124ZM146 20H147V19H146ZM177 20H178V19H177ZM84 21H85V20H84ZM104 21H105V20H104ZM117 21H118V25H121V21H120V24H119V20H117ZM142 21H143V20H141V22H142ZM147 21H148V20H147ZM167 21H168V20H167ZM169 21H170V19H169ZM171 21H172V23L174 22L172 19H171ZM171 21L169 22V23H170V26H169V27H170V28H173V30H174V25L171 27V25H172V24H171ZM207 21H206V22H207ZM58 22H59V21H58ZM80 22H81V21H80ZM110 22H112V21H110ZM113 22H115V20H114ZM113 22H112V23H113ZM131 22H132V21H131ZM136 22H137V21H135V23H136ZM149 22H150V21H149ZM175 22H176V21H175ZM178 22H179V21H178ZM69 23H70V22H69ZM71 23H72V22H71ZM94 23H95V22H94ZM132 23H133V22H132ZM135 23H133V24H135ZM138 23H139V20H138ZM138 23H136V24H138ZM167 23H168V22H167ZM169 23H168V24H169ZM60 24H61V21L58 23V25H60ZM78 24H80V23H78ZM91 24H92V23H91ZM139 24H141V23H139ZM168 24H167V25H168ZM174 24H176V23H174ZM177 24H178V23H177ZM177 24H176V25H177ZM181 24H182V23H181ZM181 24H180V25H181ZM66 25H67V24H66ZM68 25H69V24H68ZM96 25L98 26V24H96ZM113 25H114V24H113ZM115 25H116V24H115ZM115 25H114V26H115ZM128 25H129V24H128ZM145 25H146V24H145ZM147 25H148V24H147ZM176 25H175V26H176ZM219 25H220V26H219ZM221 25H222V27L224 26L223 29L220 28ZM61 26H63V25H61ZM74 26H75V25H74ZM80 26H82V25H80ZM83 26H85V25H83ZM83 26H82V27H83ZM97 26H96V27H97ZM106 26H108V25H106ZM114 26H113V28H114ZM126 26H127V25H126ZM137 26H138V25H137ZM99 27H100V26H99ZM147 27H148V26H147ZM177 27H178L177 30H180V29H181V28H179L180 26H177ZM193 27H195V26H192V28H193ZM97 28H98V27H97ZM113 28H111V27L108 28V30H111V32L106 31V33H105V32L103 31L102 33H103L104 35H105V34H106V35L108 34L109 37H112V38H114V39L116 38L115 41H117V37H118L117 35H118V33H117V32L115 33V30H113ZM115 28H116V27H115ZM136 28H137V27H136ZM136 28H135V29H136ZM195 28H196V27H195ZM195 28H193V29H195ZM197 28H198V27H197ZM70 29H71V28H70ZM93 29H94V28H93ZM106 29H107V27H106ZM121 29H122V28H121ZM125 29H126V28H125ZM127 29H128V27H127ZM130 29H131V28H130ZM175 29H176V27H175ZM205 29H206V30H205ZM100 30H101V29H100ZM112 30H113V32H112ZM122 30H123V29H122ZM136 30H137V29H136ZM168 30H169V29H168ZM173 30H172V31H173ZM177 30H174L173 33H174V32L176 33ZM86 31H87V30H86ZM89 31H90V30H89ZM101 31H102V30H101ZM101 31H100V32H101ZM117 31H120V29L117 30ZM127 31H128V30H127ZM169 31H170V30H169ZM201 31H202V30H201ZM92 32H93V31H92ZM100 32H98V33H100ZM120 32H121V31H120ZM90 33H91V31H90ZM90 33H88V35H89ZM93 33H94V32H93ZM130 33H131V32H130ZM203 33H204V34H203ZM249 33H248V34H249ZM103 34H102V35H103ZM115 34H116V35H115ZM119 34H120V33H119ZM127 34H128V33H127ZM139 34H140V33H139ZM33 35H34V34H33ZM84 35H85V34H84ZM98 35H100V34H98ZM102 35H101L100 37H102ZM108 35H107V36H108ZM142 35H143V34H142ZM148 35H149V34H148ZM188 35H189V37H190V34H188ZM198 35H199V36H198ZM95 36H97V35H95ZM107 36H106V37H107ZM115 36H116V37H115ZM119 36H120V35H119ZM139 36H140V35H139ZM173 36H174V35H173ZM248 36H249V35H247V38H248ZM261 36H262V38H261ZM87 37H88V36H87ZM109 37H108V38H109ZM146 37H147V36H146ZM146 37H145V39H148V41H150L149 38H146ZM149 37H150V36H149ZM189 37L187 36L186 39H188ZM194 37H195V36H194ZM194 37H193V38H194ZM196 37H195V38H196ZM34 38H35V37H34ZM201 38H200V39H201ZM218 38H220V37H218ZM247 38H246V39H247ZM104 39H106V38H104ZM114 39H113V41H114ZM145 39H144V40H145ZM205 39H206V40H205ZM220 39H221V38H220ZM249 39H250V38H249ZM249 39H248V41H249ZM251 39H250V40H251ZM259 39H260V41H259ZM44 40H46V39H44ZM44 40H43V41H44ZM84 40H85V39H84ZM96 40H97V38H96ZM108 40H109V39H108ZM122 40H123V39H122ZM135 40H136V39H135ZM41 41H42V40H41ZM109 41H111V40H109ZM191 41L193 42L192 39H191ZM248 41H247V42H248ZM257 41H258V42H257ZM47 42H50V41L47 39ZM186 42H187V41H186ZM220 42H222V41H220ZM50 43H51V42H50ZM98 43H99V42H98ZM98 43H97V44H98ZM110 43H111V42H110ZM113 43H114V42H113ZM113 43H112V44H113ZM115 43H117V42H115ZM118 43H119V42H118ZM121 43H122V42H121ZM129 43H130V42H129ZM145 43H146V42H145ZM148 43H149V42H148ZM148 43H147V44H148ZM153 43H154V41H152L151 46H152ZM184 43H185V41H184ZM187 43H188V45H189V42H187ZM193 43H194V42H193ZM222 43H223V42H222ZM256 43H257V44H256ZM262 43H264V41H263ZM46 44H47V46H50V45H48L49 43H46V42H45V45H46ZM89 44H90V43H89ZM107 44H108V43H107ZM130 44H131V43H130ZM134 44H135V42H134ZM208 44H209V43H208ZM218 44H219V42H218ZM244 44L246 45L247 48H245V45H244ZM248 44H249V45H248ZM128 45H129V44H128ZM136 45H137V44H136ZM136 45H135V46H136ZM192 45H193V44H192ZM199 45H198V46H199ZM203 45H202V47L206 48V47L203 46ZM216 45H217V44H216ZM226 45H223V46H225V48H226ZM262 45H264V44H262ZM80 46L83 47L84 45H83V46L80 45ZM89 46H90V45H89ZM103 46H104V45H103ZM105 46H106V45H105ZM105 46H104V47H105ZM116 46H117V45H116ZM137 46H138V45H137ZM137 46H136V47H137ZM153 46H154V45H153ZM189 46H191V43H190ZM189 46L186 47V48L190 49V51H191V49H192L193 47L191 46L192 48H189ZM200 46H201V45H200ZM206 46H207V45H206ZM209 46H210V45H209ZM209 46H208V47H209ZM86 47H87V46H86ZM106 47H107V46H106ZM112 47H113V46H112ZM112 47H111V49H112ZM141 47H142V46H141ZM202 47H199L198 49H201V50H202ZM210 47H211V46H210ZM210 47H209L208 49L206 48V50L211 49ZM213 47L215 48V45H213ZM216 47H217V46H216ZM262 47H263V46H262ZM23 48H24V47H23ZM50 48H51V47H50ZM50 48H49V49H50ZM62 48H63V47H62ZM194 48H196V45H194ZM194 48H193V49H194ZM221 48H222V47H221ZM225 48H224V49H225ZM55 49H56V48H55ZM100 49H101V48H100ZM104 49H105V48H104ZM104 49H103V50H104ZM115 49H116V48H115ZM139 49H140V48H139ZM153 49H154V51H155V48H153ZM228 49H231V48H228ZM228 49H227V50H228ZM258 49H259V50H258ZM262 49H263V48H262ZM79 50H81V49H79ZM107 50H108V49H107ZM107 50H104V51H107ZM121 50H122V49H121ZM127 50H128V49H127ZM142 50H143V49H142ZM151 50H152V48H151ZM204 50H205V49H204ZM204 50H202V51H204ZM206 50H205V51H206ZM232 50H233V49H232ZM239 50H238V53H239ZM250 50H249V51H250ZM95 51H96V50H95ZM109 51H110V50H109ZM109 51H108V53H109ZM111 51H112V50H111ZM117 51H118V50H117ZM129 51H130V50H129ZM156 51H157V49H156ZM158 51H159V50H158ZM186 51L189 53V50L186 49ZM205 51H204V52H205ZM236 51H237V50H236ZM52 52H53V51H52ZM76 52H77V51H76ZM82 52H83V50H82ZM82 52L80 51L79 53H82ZM91 52H92V51H91ZM133 52H134V51H133ZM139 52H140V51H139ZM139 52H138V53H139ZM148 52H150V50H149ZM152 52H153V51H152ZM210 52H211V53L213 52L212 49L210 50ZM224 52H226V51H224ZM233 52H234V51H233ZM262 52H264V50H263ZM77 53H78V52H77ZM77 53H76V54H77ZM100 53H103V52H100ZM112 53L114 54V52H112ZM118 53H119V52H118ZM154 53H155V52H154ZM206 53L209 54L208 51H207ZM211 53H210V54H211ZM229 53H230V52H229ZM238 53L236 52V54H238ZM260 53H261V52H260ZM83 54H84V53H83ZM105 54H106V53H105ZM139 54H140V53H139ZM141 54H143V53H141ZM159 54H160V53H159ZM251 54H252V53H251ZM263 54H264V53H263ZM60 55H61V54H60ZM81 55H82V54H81ZM147 55H148V54H147ZM157 55H158V53L156 54V56H157ZM232 55H233V53H232ZM240 55H239V56H240ZM252 55H254V54H252ZM252 55H249V53L246 54V55H243V56H245V59H244L245 61H242L243 59L241 60V58H243V56L238 57V55H235V58H240L241 62H242V63L244 62V63H243L244 67L249 68V67L251 66V64L253 65V64L255 63V61H256V58H253ZM255 55H256V54H255ZM260 55H261V54H260ZM54 56H55V55H54ZM68 56H69V55H68ZM85 56H86V55H85ZM102 56H104V55H102ZM110 56H111V53H110ZM137 56H138V55H137ZM137 56H136V57H137ZM156 56H155V57H156ZM201 56H202V55H201ZM203 56H204V55H203ZM214 56H215V55H214ZM218 56H219V55H218ZM218 56H217V57H218ZM226 56H227V55H226ZM256 56H257V55H256ZM258 56H259V55H258ZM55 57H56V56H55ZM57 57H59V55H58ZM77 57H78V55H77ZM77 57H76V58H77ZM80 57H81V56H80ZM96 57H97V56H96ZM96 57H94V58L96 59ZM105 57H106V55H105ZM105 57H103L102 59H104ZM107 57H108V54H107ZM107 57H106V58H107ZM120 57H121V55H120ZM147 57H148V56H147ZM150 57H151V56H150ZM232 57H233V56H232ZM59 58H60V57H59ZM62 58H63V57H62ZM70 58H71V56H70ZM100 58H101V56H100ZM100 58L98 57V59H100ZM106 58H105V60H106ZM115 58H116V57H115ZM115 58H114V59H115ZM152 58H153V57H152ZM200 58H201V57H200ZM214 58H215V57H214ZM219 58H220V57H219ZM225 58H226V57H225ZM259 58H261V57H259ZM259 58H258V59H259ZM60 59H61V58H60ZM81 59H82V57H81ZM102 59H101V60H102ZM112 59H113V58H112ZM145 59H146V58H145ZM202 59H203V57H202ZM205 59H206V57H205ZM216 59H217V58H216ZM254 59H255V61H254ZM68 60H69V59H68ZM73 60H74V59H73ZM75 60H76V59H75ZM92 60H93V59H92ZM101 60H100V61H101ZM116 60H118V59H116ZM140 60H142V59H140ZM151 60H152V59H151ZM197 60H198V59H197ZM212 60H213V59H212ZM221 60H223V57H222ZM221 60H220V61H221ZM225 60H226V59H225ZM225 60H223V62H225ZM263 60H264V58H263ZM60 61H61V60H60ZM81 61H82V60H80V62H81ZM88 61H89V63H90V59H89ZM93 61H94V60H93ZM102 61H103V60H102ZM134 61H135V59H134ZM142 61H143V60H142ZM148 61H150V60H148ZM201 61H202V60H201ZM210 61H211V60L206 61V66L208 65L207 62H209V63L211 64ZM234 61H235V60H234ZM258 61H261V62H262V60H258ZM258 61H257V62H258ZM73 62H75V61H73ZM73 62H72V66L74 65ZM80 62H79V63H80ZM85 62H86V61H85ZM94 62H95V61H94ZM104 62H105V61H104ZM106 62H111V65L113 64L112 62H114V65H116V64H115L116 62H115V61H112L109 57H108V60H106ZM106 62H105V63H106ZM121 62H123V61H121ZM202 62H203V61H202ZM217 62H218V61H217ZM226 62H227V61H226ZM226 62H225V63H226ZM232 62H233V61H232ZM257 62H256V64H257ZM76 63H77V62H76ZM76 63H75V64H76ZM79 63H78V64H79ZM82 63H83V61H82ZM99 63H100V62H99ZM105 63H104V64H105ZM133 63H134V62H133ZM147 63H148V62H147ZM263 63H264V62H263ZM70 64H71V63H70ZM78 64H77V65H78ZM108 64H109V63H108ZM108 64H107V65H108ZM128 64H129V63H128ZM136 64H137V63H136ZM140 64H141V63H140ZM145 64H146V63H145ZM149 64H150V62H149ZM215 64H216V60H215ZM258 64H260V62H259ZM60 65L62 66L63 64L60 63ZM65 65H68V64L65 63ZM79 65H80V64H79ZM79 65H78V66H79ZM82 65H83V64H82ZM217 65H219V66L221 65V66H222V65H223V64H222V61H221L220 63H218ZM241 65H242V64H241ZM248 65H249V66H248ZM262 65H263V64H262ZM69 66H70V65H69ZM74 66H75V65H74ZM80 66H81V65H80ZM126 66H127V65H126ZM129 66H130V64H129ZM129 66H127V67H128V69L130 70L131 66H130V68H129ZM133 66H134V65H133ZM133 66H132V67H133ZM135 66H136V65H135ZM146 66H147V65H146ZM219 66H217V67H219ZM232 66H233V65H232ZM75 67H77V66H75ZM81 67H82V66H81ZM112 67H115V66H112ZM118 67L121 68L120 66H118ZM118 67H115L114 69H116V68H118ZM141 67H142V66H141ZM224 67H225V66H224ZM228 67H229V66H228ZM236 67H237V65H236ZM256 67H257V66H256ZM258 67H259V69H260V68L263 69V67H260V65H259ZM258 67H257V68H258ZM122 68H123V67H122ZM133 68H134V67H133ZM135 68H136V67H135ZM148 68H149V67H148ZM207 68H208V67H207ZM225 68H227V67H225ZM225 68H224V69H225ZM247 68H245V69H247ZM257 68H256V69H257ZM57 69H58V68H57ZM66 69L68 70L69 68H65V67H64V71H63L64 73H65V70H66ZM70 69H71V68H70ZM74 69H75V68H74ZM74 69H72V71H73ZM77 69H78V68H77ZM139 69H140V68H139ZM213 69H215V68H213ZM224 69H223V68L221 69V67H220V69L218 68V69L216 70V72L210 71V73L213 72V75H214L213 78H212V74H211V78H212V79H215V78H216L217 80L219 79L218 81H215V82H216L215 86L217 85V82L219 83L218 85L221 86L222 84H220V83H221L222 81H223V82L225 81V80H224V79H226V76H225V75H227L228 72L224 73V71H223ZM234 69H236V68H234ZM234 69H232L233 72H234ZM245 69H242V70H245ZM259 69H257V70L259 71ZM79 70H80L79 72H82V71H83V70L81 71V69H79ZM85 70H86V69H85ZM109 70H110V69H109ZM119 70H120V69H119ZM119 70H118V71H119ZM124 70H125V69H124ZM129 70H128V71H129ZM208 70H209V69H208ZM236 70H237V69H236ZM236 70H235V71H236ZM239 70L242 71L241 68H239L238 71H239ZM77 71H78V70H77ZM113 71H114V70H113ZM118 71H117V73H118ZM226 71H229V70H226ZM63 72H60V73H63ZM66 72H70V71H66ZM123 72H124V71H123ZM206 72H207V70H206ZM236 72H237V71H236ZM256 72H257V71H256ZM261 72H262V70H261ZM64 73H63V74H64ZM70 73H71V72H70ZM70 73H69L68 76H70ZM73 73H74V72H73ZM73 73H72V74H73ZM83 73H84V71H83ZM109 73H110V71H109ZM117 73H115V71H114V73H113L114 75L111 74L112 76L110 75V77H109V75H108L107 79H104V78H103V80H106L107 83H109V84H107L105 81H102V82H103V85L105 84V85H107V87H108L109 85H111V86H113V88L115 87V88H117V89H119V88H123V89H120V90H121V92L123 91V92L125 93V90H124V89H126V88L128 87V85L131 83V81H132V84H133V78H134V77L132 78V77L129 75L131 78H130L129 80H127L126 82L124 81V82L126 83V84H125L124 82H122L121 79H120V80L118 79V77H119L120 75L117 77V79H116V78H112V77L115 76ZM208 73H209V71H208ZM230 73H231V74H234V73H232V72H230ZM230 73H228V74L230 75ZM238 73L241 74V72H237V74H236L237 76H239ZM242 73H243V71H242ZM262 73H263V75H264V72H262ZM77 74H78V73H77ZM120 74H121V73H120ZM204 74L206 75V73H204ZM244 74H245V73H244ZM247 74H248V73H247ZM84 75H85V74H84ZM123 75H124V74H123ZM208 75H210V74H208ZM229 75H228V77H229ZM234 75H235V74H234ZM236 75H235V76H236ZM257 75H259V74H257ZM261 75H262V74H261ZM79 76H81V75H79ZM116 76H117V75H116ZM159 76H160V75H159ZM231 76H232V75H231ZM237 76H236V77H233V76H232V78L230 77L232 80L229 78L230 81H228V82H229V83H232L233 78H234L235 81H234L233 83L235 84V82H236V79H235V78H237V82H238V84H239V81H238L239 77H237ZM240 76L243 77V75H240ZM98 77H99V76H98ZM104 77H105V76H104ZM121 77H122V76H121ZM135 77H136V76H135ZM142 77H143V76H142ZM142 77H141V78H142ZM150 77H153V76H150ZM157 77H158V75H157ZM228 77H227V78H228ZM241 77H240V78H241ZM248 77H250V76H248ZM248 77L244 75V77H243L244 81L247 80ZM127 78H129V77L127 76ZM127 78H126V79H127ZM145 78H146V77H145ZM153 78H154V77H153ZM155 78H156V76H155ZM155 78H154V80H155ZM197 78H198V76H197ZM207 78H208V76H207ZM250 78H252V77H250ZM250 78H248V79L251 80ZM259 78H260V75H259ZM88 79H89V78H88ZM92 79H94V77H93ZM92 79H90V80H92ZM99 79H100V78H99ZM101 79H102V78H101ZM124 79H125V78H124ZM126 79H125V80H126ZM136 79H137V78H136ZM149 79H150V78H149ZM186 79H188V78H186ZM253 79H254V77H253ZM95 80H97V79H94L92 82L96 83L97 81L95 82ZM154 80L152 79L151 82H152V81L155 82ZM158 80H159V79H158ZM160 80H161V79H160ZM189 80H190V81H189L188 85H185V84H184L185 86H182L183 83H181V84H182L181 87H182V88H183V87H184V88L186 87V89H187L188 86L191 85L190 82L193 81V82H192V85H194V83L196 82V80L193 79L192 77H191ZM209 80H210V79H209ZM226 80H227V79H226ZM262 80H263V79H262ZM147 81H148V80H146V82H147ZM156 81H157V80H156ZM187 81H188V80H187ZM187 81H186V83H187ZM198 81H199V80H197V82H198ZM90 82H91V81H90ZM90 82H89V83H90ZM99 82H101V81L99 80L98 83H97L98 86L93 87L94 89H93V88H92V89L95 91L96 88L100 87V89H99L98 91H101V92L104 91V92H105V85H104V87H101V83H100V86H99ZM104 82H105V83H104ZM134 82H135V81H134ZM136 82H137V81H136ZM141 82H142V81H141ZM141 82H140V83H141ZM146 82H145V83H146ZM151 82H150V83H151ZM153 82H152V83H153ZM180 82H182V81H180ZM197 82L195 83V85H197ZM199 82H200V81H199ZM212 82H213V81H212ZM215 82H214V83H215ZM225 82H227V81H225ZM225 82H224V83H225ZM237 82H236V83H237ZM241 82H243V81H240V83H241ZM247 82H250V81L247 80V81H246V84H247ZM251 82H252V80H251ZM253 82L255 83V86H256L257 83L260 84V80H258V78L255 79V81H253ZM263 82H264V80H263ZM87 83H88V82H87ZM87 83H86V86L89 85V84H87ZM148 83H149V82H148ZM152 83H151V85H152ZM178 83H179V82H178ZM184 83H185V82H184ZM224 83H223V84H224ZM229 83H228V84H229ZM254 83H253V84H254ZM84 84H85V83H84ZM90 84H91V83H90ZM134 84H135V83H134ZM153 84H154V83H153ZM172 84H173V83H172ZM189 84H190V85H189ZM207 84H208V83H207ZM251 84H252V83H251ZM253 84H252V86H253ZM136 85H137V84H136ZM143 85H144V86L140 87V89L143 88V87H148V88H147V90L149 89L148 92H150L151 89L154 90V88H155V87H154V88H152V87L150 88L149 86H145V84H143ZM146 85H148V84L146 83ZM151 85H150V86H151ZM175 85H176V84H175ZM177 85H179V84H177ZM192 85H191V86H192ZM200 85H201V83H200ZM236 85H237V84H236ZM244 85H245V84H244ZM261 85H264V84H260V85H258V86L261 87ZM92 86H95V85H89V89H91L90 87H92ZM202 86H203V84H202ZM215 86H214V87H215ZM225 86H226V84H224V87H222V88L224 89ZM239 86H241V85L239 84ZM239 86H237V87H239ZM250 86H251V85H249V87H250ZM252 86H251V88H252ZM258 86H257V88H258ZM83 87H84V86H83ZM130 87H131V85H130ZM132 87H133V85H132ZM132 87H131V88H132ZM171 87H173V86H171ZM171 87H170V88H171ZM200 87H201V86H200ZM214 87H213V88H214ZM229 87L232 88V89H233V88H236V87L233 86V84H232L231 86H229ZM229 87H228V85H227V89H229ZM249 87H248V84L245 85V86H242V87H240L242 90L240 89L241 91H238V92L235 93V94L237 95L239 92H242V95H241V94H239V95H241V96L243 97V99H245L244 96L246 95V93H244V92H245L246 90H248ZM85 88H86V87H85ZM178 88H179V87H177V90H176V89H173L172 91H174V90L178 91V90H179ZM193 88H194V89H193ZM204 88H205V86H204ZM217 88L219 89V92H218V93H220V92H221V91H220V88H221V87L219 88V86H218ZM217 88L215 87V89H217ZM263 88H264V87H263ZM263 88H262V91H264ZM89 89H86L87 91H89V93H90L91 91L93 92L92 89H91V90H89ZM103 89H104V90H103ZM106 89L108 90V89H112V88L110 87V88H106ZM117 89H116V90H117ZM132 89H133V88H132ZM134 89H135V91H136V88H135V87H134ZM138 89H139V88H138ZM144 89L146 90V88H144ZM180 89H181V88H180ZM186 89H185V90H186ZM202 89H203V87H202ZM208 89H209V88H208ZM227 89L222 90V92H223V91H227ZM238 89H239V88H238ZM238 89L236 88L235 90H238ZM258 89H259V88H258ZM77 90H78V89H77ZM84 90H85V89H84ZM102 90H103V91H102ZM107 90H106V92H107ZM112 90H113V89H112ZM153 90H152V91H153ZM183 90H184V89H183ZM187 90H193V91H194V90H195V91H199V90H200V91L198 92V94H196L197 96H200V94H201L200 97H196V98H198V99H197L198 101H199V98H200V101H201V99H202V95L205 96V94H203L204 90H203V92H201L202 90H201V88H199V86H195V87L192 86V89H191V87H190V89L188 88ZM187 90H186V91H187ZM243 90H245V91L243 92ZM81 91H82V90H81ZM126 91H128V90H126ZM138 91H140V90H138ZM141 91H142V90H141ZM141 91H140V92H141ZM156 91H157V90H156ZM158 91H159V90H158ZM181 91H182V90H181ZM186 91H182L181 93H184V92H186ZM193 91H192L191 93L194 94ZM228 91H230V90H228ZM228 91H227V94L229 93ZM233 91H234V90H233ZM253 91H254V90H253ZM75 92H76V91H75ZM101 92H100V93H101ZM109 92H110V90H109ZM128 92H129V91H128ZM132 92H133V91H132ZM132 92H131V94H132ZM136 92H137V91H136ZM140 92H139V93H140ZM142 92H144V91H142ZM154 92H155V90H154ZM168 92H169V91H168ZM178 92H179V91H178ZM188 92H189V91H187V93H186L187 95H188ZM205 92H208L207 89H206ZM234 92H235V91H234ZM251 92H252V91H251V89H250V92H249V93H251ZM255 92H257V91H255ZM255 92H254V94L252 93V94H253V96H252V94L250 95V94L248 93V91H247L248 95H246V96H249V95H250L252 99H253V97L255 96V97H254L255 99H253V100H252L251 98H249V99H247V100L245 99V100H246L245 104H246L247 101L249 100V104H250L249 106H250V107H251V105L254 103V104H253L254 106L251 107L252 109L249 107L250 110H251V112H252V110H255V111H256V109L254 108V107H255V102H254V101L256 100V98H257L259 95L256 97V94H257L258 92H257L256 94H255ZM260 92H261V90H260ZM69 93H70V92H69ZM72 93H73V92H72ZM76 93H77V92H76ZM76 93H75V94H76ZM78 93H79V92H78ZM80 93H81V92H80ZM82 93H83V92H82ZM82 93H81V94H82ZM84 93H86V92H84ZM84 93H83V94H84ZM116 93H117V92H116ZM144 93H145V92H144ZM171 93H172V92H171ZM174 93H176V92H174ZM181 93H180V94H181ZM189 93H190V92H189ZM232 93H233V92H231V94H232ZM243 93H244V94H243ZM262 93H264V92H262ZM262 93H261V94H262ZM65 94H66V93H65ZM65 94H64V95H65ZM70 94H71V93H70ZM70 94H68V95L71 96ZM83 94H82V95H83ZM125 94H126V93H125ZM127 94H128V93H127ZM134 94H135V93H133V96H134ZM155 94H156V93H155ZM231 94L229 93L228 96L230 97ZM235 94L233 93L234 96H235ZM258 94H259V93H258ZM68 95H66V97H67ZM88 95H89V94H88ZM123 95H124V94H123ZM123 95H122V96H123ZM129 95H130V94H129ZM136 95H138V92H137ZM140 95H141V93H140ZM149 95H150V94H149ZM152 95H153V94H152ZM175 95H176V94H175ZM181 95H183V94H181ZM210 95H212L211 92H210ZM221 95H224V96H226L227 98H229L227 95H225V92H224L223 94H221ZM233 95H231V96H233ZM243 95H244V96H243ZM69 96H68V97H69ZM73 96H74V94H73ZM73 96H71V97H73ZM90 96H91V93H90ZM97 96H98V95H97ZM102 96H105V94H103ZM116 96H117V95H116ZM141 96H142V95H141ZM178 96H179V93H178ZM206 96H207V95H206ZM206 96H205V99H206ZM246 96H245V97H246ZM250 96H249V97H250ZM62 97H63V96H62ZM86 97H87V96H86ZM95 97H96V96H95ZM99 97H100V95H99ZM125 97H126V96H125ZM127 97H128V96H127ZM138 97H140V96H138ZM144 97H145V96H144ZM144 97H143V98H144ZM220 97H221V96H220ZM235 97H236V96H235ZM242 97H241V98H242ZM259 97L262 99L261 96H259ZM263 97H264V95H263ZM63 98H65V96H64ZM69 98H70V97H69ZM103 98H105V97H103ZM128 98H129V97H128ZM207 98H208V96H207ZM222 98H224V97H222ZM222 98H221V99H222ZM227 98H226V99H227ZM230 98H231V97H230ZM236 98H237V97H236ZM246 98H247V97H246ZM260 98H257L258 100H256V101H259V100L261 101ZM65 99H66V98H65ZM67 99H68V98H67ZM70 99H71V98H70ZM72 99H73V98H72ZM80 99H81V97H80ZM82 99H83V98H82ZM82 99H81V101L84 100V99H83V100H82ZM92 99H93V98H92ZM96 99H98V98H96ZM116 99H117V98H116ZM215 99H216V98H215ZM218 99H219V98H218ZM233 99H234V98H233ZM263 99H264V98H263ZM68 100H69V99H68ZM73 100H74V99H73ZM106 100H107V99H106ZM124 100H125V99H124ZM245 100H244V101H245ZM102 101H103V100H102ZM102 101H100V102H102ZM128 101H129V100H128ZM207 101H208V100H207ZM219 101H222V100L219 99ZM233 101H234V100H233ZM233 101H230V102H233ZM250 101H251V102H250ZM100 102H99V103H100ZM112 102H113V101H112ZM201 102H203V101H201ZM204 102H205V101H204ZM204 102H203V103H204ZM226 102H227V101H226ZM226 102H225V104H224V103L221 104V106H222V105H223L224 107H225V106L228 107V105L231 106V105L229 104L230 102H229V103L227 102L228 104H227ZM261 102H262V101H261ZM79 103H80V102H79ZM106 103H107V102H106ZM109 103H110V102H109ZM122 103H123V102H122ZM196 103H197V102H196ZM206 103H207V102H205V104H206ZM258 103H259V102H258ZM258 103H257V104H258ZM262 103H263V102H262ZM80 104H81V103H80ZM129 104H130V103H129ZM146 104H147V103H146ZM146 104H145V105H146ZM245 104H244V105H245ZM130 105H131V104H130ZM134 105H135V104H134ZM134 105H133V106H134ZM142 105H143V104H142ZM148 105H150V104H148ZM200 105H201V104H200ZM200 105H198V107H199ZM233 105H234V104H232L231 109H232ZM247 105H248V104H246V106H247ZM261 105H262V104H261ZM112 106H113V105H112ZM133 106L131 105V107L128 108V109H129V112L131 111V114H133V113L136 111V110H135V107L133 108ZM138 106H139V105H137V108H138ZM201 106H202V105H201ZM209 106H211V105H209ZM213 106H214V104H213ZM216 106H217V105H216ZM82 107L85 108V106H82ZM82 107H81V108H82ZM106 107H107V106H106ZM114 107H115V106H114ZM127 107H128V106H127ZM142 107H143V106H142ZM203 107H204V106H203ZM235 107H237V106H235ZM235 107H234V108H235ZM247 107H248V106H247ZM247 107H245V109H246ZM259 107H261V106L259 105ZM263 107H264V106H263ZM117 108H119V105H118ZM137 108H136V109H137ZM146 108H147V107H146ZM146 108H145V110H146ZM149 108H150V107H149ZM157 108H158V107H157ZM157 108H156V109H157ZM196 108H197V107H196ZM201 108H202V107H201ZM201 108H199V109H201ZM205 108H206V106H205ZM213 108H214V107H213ZM218 108H220V105H219ZM222 108H223V107H222ZM225 108H226V107H225ZM249 108H247V110H244V109H243L244 112H245V111H248ZM125 109H127V108H125ZM131 109H134V110L132 111ZM139 109H141V107H140ZM151 109H152V108H151ZM153 109H154V108H153ZM220 109H221V108H220ZM228 109L230 110V108H228ZM262 109H263V108H262ZM80 110H81V109H80ZM84 110H86V108H85ZM84 110H83V111H84ZM92 110H93V109H92ZM233 110H235V109H233ZM238 110H240V108H239ZM238 110H237V111H238ZM250 110H249V111H250ZM258 110H259V109H258ZM109 111H110V110H109ZM148 111H149V110H148ZM148 111L144 112V110H140L139 115L137 114V115H138V118H139V116L141 117V114H140V113L143 112V113L146 115V114H148ZM157 111H158V110H157ZM201 111H202V110H201ZM213 111H214V109H213ZM235 111H236V110H235ZM76 112H77V111H76ZM116 112H117V111H116ZM120 112H121V110H120ZM124 112H125V113H128V111H124ZM137 112H138V110H137L135 113H137ZM240 112H242V110H240ZM240 112H239V113H240ZM244 112H243V114H244ZM251 112H250V114H251ZM83 113H84V112H83ZM87 113H88V112H87ZM89 113H91V112H89ZM106 113H107V112H106ZM106 113H105V114H106ZM150 113H151V112H150ZM205 113H206V112H205ZM236 113L238 114V112H235V114H236ZM246 113H247V112H245V114H246ZM252 113H253V112H252ZM256 113H257V114H256ZM256 113L254 112V114H256L257 117H259L258 119L261 118L260 120H263V118H264V111H262V110L260 111V110H259V111L256 112ZM107 114H108V113H107ZM115 114H116V113H115ZM123 114H124V113H123ZM131 114H129V115L131 116ZM152 114H153V113H151V115L148 114L147 116H145V117H147V118H145L147 122H145L144 124H143L144 121L142 120L144 117H143L142 119H138V121L142 120V121H140V124L142 123V126H143V125H146V126H147V123L150 122L149 119H151L152 121L155 119V117H154ZM207 114H209V112H208ZM241 114H242V113H241ZM245 114H244V115H245ZM254 114H253V115H254ZM91 115H92V114H91ZM91 115H90V116H91ZM117 115H118V114H117ZM126 115H127V114H126ZM134 115H135V114H134ZM211 115H212V114H211ZM238 115H240V114H238ZM238 115H236V116H238ZM247 115H248V114H247ZM86 116H87V115H86ZM90 116H89V118H90ZM94 116H95V115H94ZM108 116H109V115H108ZM119 116H120V115H119ZM143 116H144V115H143ZM203 116H204V115H203ZM207 116H208V115H207ZM209 116H210V115H209ZM213 116H214V115H213ZM213 116H212V118H214V120H215L217 117H215V116L213 117ZM236 116H235V117H236ZM240 116H241V115H240ZM91 117H92V116H91ZM132 117H133V115H132ZM235 117L233 116V117H232L233 119L230 118V117H229V118L232 119V120H234V121H235V120H236V121H240V123H241L242 120L244 121V119H243L242 117H241V118H240V117H236V119H234ZM253 117H254V116H253ZM257 117H256V116L254 117V119L256 118V119H255L256 121H258V120H257ZM85 118H86V117H85ZM89 118H88L87 120H90V119H91V118H90V119H89ZM133 118H135V117H133ZM208 118H209V117H208ZM210 118H211V117H210ZM210 118H209V119H210ZM212 118H211V119H212ZM130 119H131V118H130ZM130 119H128V120L130 121V124H131V125L128 123L129 121H127L126 123H128L132 129H133V128L135 129V128L137 127L136 124H138V121L136 120L137 118H135V122L137 121V123L133 124V125H135V126H132V123H131V122H133V121L130 120ZM145 119H144V120H145ZM238 119H239V120H238ZM155 120H156V119H155ZM160 120H161V119H160ZM212 120H213V119H212ZM212 120H211V121H212ZM216 120L219 121V119H216ZM216 120H215V121H216ZM105 121H106V120H105ZM107 121H108V120H107ZM148 121H149V122H148ZM157 121H158V120H157ZM157 121H153V122H151L150 124H152V123L154 124V123L157 122ZM209 121H210V120H209ZM218 121L215 122V123L218 124ZM228 121H229V120H228ZM263 121H264V120H263ZM85 122H86V121H85ZM85 122H84V124H82V125H83L82 127H84V125L87 124V123L85 124ZM88 122H89V121H88ZM92 122H93V121H92ZM101 122H102V121H101ZM108 122H109V121H108ZM219 122H221V121H219ZM81 123H82V122H81ZM126 123H125V124H126ZM158 123H159V122H157V125H158ZM210 123L213 124L214 122H213V121H212V122H209V125H211V127H212V131H213V130L215 131V129H217V128L219 129V127L221 126L220 123H219V125H218L219 127H216L217 124L214 123L213 125H214L215 127H213L212 124H210ZM236 123H237V124H240V123H238V122H235V125H236ZM257 123H258V126H257V127H258L259 129H262L261 126H263V129H262L263 131H262L261 133L264 134V122H262L263 124H262L260 127H259L260 122L258 121ZM140 124H139V125H140ZM150 124H148L147 127H148L149 129L145 130V133H146V131H148V130L150 131V126H151ZM155 124H156V123H155ZM160 124H161V123H160ZM97 125H98V124H97ZM139 125H138V127H137L136 129L142 128V127H140ZM240 125H241V124H240ZM79 126H80V125H79ZM116 126H117V125H116ZM123 126H124V127H125V126L127 127V125H124V124H123ZM146 126H145V127H146ZM236 126H237V125H236ZM82 127H81V128H82ZM91 127H92V125H91ZM91 127H90V128H91ZM100 127H101V126H100ZM111 127H112V126H111ZM117 127H118V126H117ZM124 127H123V132L125 131V130H124ZM126 127H125V128H126ZM130 127L128 126V129H129ZM145 127H143V128H145ZM221 127H222V126H221ZM232 127H233V125H232ZM81 128H79V130H78V126H77V129L75 128L74 130H75V131L78 130L79 133H82V132H80V131L82 130ZM95 128H96V126H95ZM101 128H103V127H101ZM108 128H109V127H108ZM120 128H121V127H120ZM131 128H130V129H131ZM233 128H234V127H233ZM236 128H237V127H235V130H236ZM80 129H81V130H80ZM87 129H88V126H87ZM92 129H93V128H92ZM92 129H90V130H92ZM104 129H105V128H104ZM115 129L117 130V132L115 131ZM130 129H129V130H130ZM145 129H146V128H145ZM90 130H89V131H90ZM97 130H98V129H97ZM101 130H102V129H101ZM111 130H112V129H110V131H111ZM121 130H122V129H121ZM151 130H152V129H151ZM210 130H211V128H210ZM235 130H234V131H235ZM238 130H239V129H238ZM83 131H84V130H83ZM85 131H86V130H85ZM89 131H87V132H89ZM105 131H106V135L108 136V138H110V137H109V135H110V131H109V133H108L107 130H105ZM114 131H115L116 133H118V131H119V127H118V128H115V127H114ZM132 131H133V130H132ZM135 131H136V130H134V132H133L134 134H135ZM223 131H224V130H223ZM76 132H77V131H76ZM78 132H77V133H78ZM93 132H94V131H93ZM111 132H112L111 134H112V135L115 134L114 136L116 137L117 134H116V133H113V131H111ZM123 132H120V134L123 133ZM129 132H130V131H129ZM137 132L139 133L138 130H137ZM140 132H141V131H140ZM142 132H144V131L142 130ZM218 132H219V136L216 135V137H218L217 139H219V138H221V136H223L222 133H221L222 135L220 134L221 131H218V130H217V132H214V134H215V133H218ZM72 133H73V132H72ZM107 133H108V134H107ZM126 133H127V132H126ZM130 133H131V132H130ZM138 133H136L135 135H137ZM212 133H213V132H212ZM83 134H84V133H82V135H83ZM90 134L92 135V133H90ZM118 134H119V133H118ZM120 134H119V135H120ZM143 134H144V133H143ZM143 134H142V136H144ZM146 134H147V133H146ZM263 134H262V136H263ZM82 135H81V134L79 135V136H81L80 139H83V138H84L85 140H89V139H90L88 136H87V137H88L89 139H88V138L86 139V136L83 137ZM112 135H111V137H113ZM125 135H126V134H125ZM125 135H124L123 137H125ZM138 135H139V134H138ZM71 136H72V135H71ZM71 136H70V138H71ZM95 136H96V135H95ZM102 136H103V135H102ZM107 136H103V137L107 138ZM117 136H118V135H117ZM127 136H129V134H128ZM127 136H126V137H127ZM140 136H141V134H140ZM146 136H147V135H146ZM146 136H145V137H142V139L144 140V142L150 141V139L153 138V137L150 138V136H149V137H146ZM262 136H261V137H262ZM67 137H68V136H67ZM67 137H66V138H67ZM75 137H76V135H75ZM75 137L73 136L72 139H71V140L74 141V142H70V143H73V144H76V145H77V143H78V144L80 143L79 141H77V139L79 140V137H78L77 139H73V138H75ZM82 137H83V138H82ZM93 137H94V136H93ZM93 137H92V138H93ZM98 137H99V136H98ZM66 138H65V139H66ZM68 138H69V137H68ZM96 138H97V137H96ZM108 138H107V139H108ZM113 138H114V137H113ZM113 138L108 139V140L111 141V142H108V144H109V143H111V144H112V143H113V144L115 143L114 141L117 140V137H116V139H114V141H113ZM119 138H120V137H119ZM136 138H138V136H137ZM154 138H155V137H154ZM154 138H153V139H154ZM225 138H226V136H225ZM228 138H229V137H228ZM255 138H257V137H255ZM57 139H58V138H57ZM84 139H83L82 141H81V140H80V141L84 143V141H85ZM93 139L96 140L95 137H94ZM93 139H90V140L93 141ZM125 139H126V138H125ZM140 139H141V137H140ZM142 139H141V140H142ZM153 139L150 141V143H151V142L154 143V140L156 141V138H155L154 140H153ZM158 139H159V138H158ZM60 140H61V139H60ZM97 140H98V139H97ZM97 140H96V141H97ZM101 140H102V138H101ZM103 140H105L104 142L106 143V139L103 138ZM119 140H120V139H119ZM143 140H142V141H143ZM227 140L229 141V139H227ZM227 140H226V141H227ZM256 140L258 141V139H256ZM256 140H255V141H256ZM261 140L263 141V140H264V137H263V139L260 138L259 141H261ZM53 141H54V140H53ZM66 141H67V140H66ZM112 141H113V142H112ZM121 141H123V140H121ZM222 141H223V140H222ZM226 141H224V142H226ZM259 141H258V142H259ZM262 141H261V147H263V143H264V142H262ZM58 142H59V141H58ZM88 142L91 143V141H88ZM104 142H103V143H104ZM116 142L119 143L118 140H117ZM157 142H158V141H157ZM157 142H156V144H157ZM160 142H161V140H160ZM224 142H223V143H224ZM50 143H51V142H50ZM53 143H56V142H53ZM61 143H62V142H61ZM97 143H98V146H96V147H97V149H98V147H99V149H100V152H99V153H100L101 155H102V151H103V149H106L105 151H108V150H107V148H108V146H107L108 144H107V143H106V144H103L102 142L99 143L98 141H97ZM101 143H102V144H101ZM150 143H149V144H150ZM93 144H94V143H93ZM111 144H109V145H111ZM147 144H148V143H147ZM228 144L231 145V143H228ZM258 144H260V142H259ZM62 145H63V144H62ZM80 145H81V144H80ZM83 145H85V144H82V146H83ZM88 145H89V144H88ZM99 145H100V146H101V145H102V146L105 145V146H104L105 148L103 147V148H102V151H101V147H102V146L100 147ZM120 145H122L121 142H120ZM150 145H151V144H150ZM223 145H224V144H223ZM229 145H228V146L226 145V147L229 148V150H230V147H231L233 144H232L231 146H229ZM63 146H64V145H63ZM63 146H62V147H63ZM69 146H70V145H69ZM82 146H81V147H82ZM85 146H86V145H85ZM91 146H92V143H91ZM111 146H112V145H111ZM111 146H110V147H111ZM115 146H117L116 143H115ZM144 146H145V145H144ZM144 146H143V147H144ZM147 146H148V145H147ZM147 146H146V147H147ZM154 146H156V145H154ZM160 146H161V145H160V143H159V147H160ZM233 146H234V145H233ZM54 147H55V146H54ZM62 147H60V149H61ZM71 147H72V146H71ZM83 147H84V146H83ZM88 147H90V146H88ZM106 147H107V148H106ZM113 147H114V146H113ZM119 147H120V149H122V146H118V148H119ZM139 147H140V146H139ZM159 147H158V148H159ZM261 147H260V148H261ZM73 148H74V147H73ZM76 148H78V147L76 146ZM86 148H87V147H86ZM91 148H92V147H91ZM116 148H117V147H116ZM116 148H115V149H116ZM147 148H148V147H147ZM152 148H153V147H152ZM162 148H163V147H162ZM57 149H58V148H57ZM70 149H71V148H70ZM74 149H75V148H74ZM74 149H73V150H74ZM87 149H88V148H87ZM89 149H90V148H89ZM92 149H93V148H92ZM95 149H96V148H95ZM108 149H109V148H108ZM115 149H112V148H111V150L109 149V150H110V153H111L112 150H115ZM223 149H224V148L222 147V150H223ZM257 149L259 150V148H257ZM81 150H82V149H81ZM93 150H94V149H93ZM116 150L118 151V149H116ZM122 150H123V149H122ZM141 150H142V149H141ZM144 150H145V149H144ZM150 150H151V149H150ZM225 150H227V149H225ZM225 150H223V151H221V152H218V151H219V150H218V151H216L215 153H218V157H220L219 154H221V155H222V154H226V155H227L228 153H225V152H226ZM229 150H227V152H228ZM64 151H65V150H64ZM64 151H63V153H64ZM76 151H77V150H76ZM85 151H88V150H85V149H84V152H85ZM96 151H97V150H96ZM96 151H95V152H96ZM98 151H99V150H98ZM127 151L129 152V150H127ZM130 151H131V150H130ZM132 151H133V150H132ZM145 151H146V150H145ZM60 152H61V151H60ZM70 152H71V151H70ZM73 152H74V151H73ZM73 152H72L71 154H73ZM90 152H91V151H90ZM115 152H116V151H115ZM120 152H121V150H120ZM146 152H148V151H146ZM223 152H224V153H223ZM259 152H260V153L262 152V155H261V156H264V154H263V153H264V150H263V151H262V150H259ZM259 152H258V153H259ZM63 153H62V154H63ZM66 153H67V152H66ZM66 153H65V154H66ZM88 153H89V151H88ZM88 153H87V154H88ZM103 153H104V151H103ZM105 153H108V152H105ZM113 153H114V151H113ZM126 153H127V152H126ZM256 153H257V152H256ZM260 153H259V154H260ZM60 154H61V153H60ZM79 154H80V152H79ZM84 154H85V153H83V151H81L80 156L78 155V156H79L78 159H82V158H83L82 156H83ZM91 154H92V153H91ZM93 154H94V152H93ZM111 154H112V153H111ZM114 154H115V153H114ZM49 155H50V154H49ZM54 155H56V154H54ZM88 155H89V154H88ZM95 155H96L95 158L100 159L101 164H103V163H102V160H103V159L101 160L102 157L99 158L100 155L97 154V152L94 154V156H95ZM105 155H106V154H105ZM109 155H110V154H109ZM115 155H116V154H115ZM121 155H122V152H121L120 156H121ZM131 155H132V154H131ZM228 155H229V154H228ZM234 155H236V154H234ZM58 156H59V155H58ZM60 156H62L63 159H64V157H65L64 155H60ZM60 156H59V157H60ZM67 156H68V155H67ZM69 156H70V155H69ZM91 156H92V155H91ZM94 156H93V159H94ZM102 156L104 157V155H102ZM215 156H217V155H215ZM230 156H233V155L230 154L229 157H230ZM52 157L54 158L53 155H52ZM56 157H57V156H56ZM62 157H60V158H62ZM70 157H71V156H70ZM73 157H74V158H75V157L77 158V153H76V156H75V154H74ZM85 157H86V154H85V156H84L83 159H85ZM87 157H88V156H87ZM106 157H108V154L106 155ZM106 157H105V158H106ZM112 157H114V156H112ZM118 157H119V156H118ZM224 157H225V156H224ZM66 158H67V157H66ZM68 158H69V157H68ZM222 158H223V156L221 157V159H222ZM50 159H51V158H50ZM55 159H56V158H55ZM86 159H87V158H86ZM93 159H92V160H93ZM217 159H218V158H217ZM231 159H234V157H233V158L231 157L230 160H231ZM235 159H236V158H235ZM51 160H52V159H51ZM60 160H61V159H60ZM89 160H90V159H89ZM95 160H96V159H95ZM95 160H94L93 162H96ZM219 160H220V159H219ZM223 160H224V159H223ZM97 161H98V163H99V160H97ZM194 161H195V160H194ZM70 162H71V160H70ZM72 162H73V160H72ZM74 162L76 163L75 160H74ZM74 162H73V163H74ZM93 162H92V163H93ZM189 162H190V161H189ZM222 162L225 163V162H227V161H226V159H225V160L222 161ZM229 162H230V161H229ZM59 163H60V161H59ZM186 163H187V162H186ZM197 163H198V162H197ZM199 163H200V162H199ZM201 163H202V162H201ZM262 163H263V162H262ZM71 164H72V163H71ZM93 164H95V163H93ZM96 164H97V162H96ZM99 164H100V163H99ZM188 164H189V163H188ZM194 164H195V163H194ZM225 164H226V163H225ZM69 165H70V164H69ZM74 165H75V164H74ZM74 165H73V167H74ZM105 165H107V164H105ZM115 165H116V164H115ZM191 165H192V164H191ZM196 165L199 166V164H196ZM200 165H201V164H200ZM66 166H67V165H66ZM70 166H71V165H70ZM70 166H69L68 168L72 169ZM87 166H89V165H87ZM90 166H91V165H90ZM100 166H102V165H100ZM100 166H99V168H100ZM116 166H117V165H116ZM186 166H187V165H186ZM203 166H204V165H203ZM262 166H264V165L262 164ZM63 167H64V166H62V168H63ZM95 167H96L95 165H92V167H91V168H92V171H91V168L88 167V169L90 170L89 173H91V172H96ZM103 167H104V165H103ZM103 167H102V168H103ZM130 167H132V166H130ZM189 167H190L191 169L194 170V166H193V167L189 166ZM258 167L261 168L260 166H258ZM64 168H65V167H64ZM97 168H98V167H97ZM99 168H98V169H99ZM118 168H119V166H118ZM118 168H117V169H118ZM121 168H122V167H121ZM132 168H133V167H132ZM153 168H155V167H153ZM182 168H184V166H183ZM190 168H187V169H190ZM262 168H263V170H264V167H262ZM85 169H86V168H85ZM93 169H94L95 171H94ZM106 169H108L109 171H112L113 174L116 173V175H118L117 173H119V170H117L116 167H115L116 171H115V170L113 171V169H114V166H113V165H108V166H106ZM106 169L104 168V170H106ZM110 169H112V170H110ZM122 169H123V168H122ZM135 169H136V168H135ZM185 169H186V168H185ZM197 169H198V170H197ZM201 169H205V168H202V165H201V166H199V168L196 167L195 170H197V171L194 170V171H195V174H197V177H198L199 174L196 173V172L199 171L200 174L203 173ZM61 170H62V169H61ZM129 170H131L129 167H125V170H120V173H119V174H123V172H125V171H129ZM200 170H201V171H200ZM259 170H262V169H259ZM263 170H262V171H263ZM68 171H69V170H67V172H66L63 176H61V177L59 178V182H60L61 184H62V183L67 184L68 182H70V180L67 182V179H68V177H69V174L71 173V172H69V174H67ZM97 171H100V170H97ZM106 171H107V170H106ZM122 171H123V172H122ZM133 171H134V169H133ZM184 171H185V170H184ZM63 172H64V170L62 171V173H63ZM83 172H85V171H83ZM83 172H82V173H83ZM103 172H104V171H103ZM259 172H260V171H258V170L255 169V173H252V172H251V173H250V172L247 173V172H246V174H243V175H245V176L248 177V179H249V177H252L253 175H255V176H256V174L260 175ZM21 173H22V172H21ZM59 173H60V172H59ZM89 173H88V174H89ZM106 173H107V172H106ZM127 173H128V172H127ZM249 173H250V174H249ZM263 173H264V171H263ZM263 173H261V175H262ZM26 174H27V175L29 174V175L32 176V177L35 176V175H34V176L31 175L29 172L26 173ZM32 174H33V173H32ZM71 174H72V173H71ZM84 174H85V173H84ZM86 174H87V172H86ZM86 174H85V175H86ZM95 174H98V175H96V176L99 177V180H100V179H101V180L103 179L101 185H105V187H103V188H105V189H106L107 186H109L110 182H112V181H111V177H110V176H109L110 178L107 177L108 173H107V175L103 173V174L106 176L105 178H103L104 175L101 174V171H100V173H95ZM95 174H94V176L92 175V173L89 174L90 176H92V177L94 178V180H93L91 177H90V178H91L94 182H95V179H97L96 182H98V177L96 178ZM109 174H110V173H109ZM113 174H112V180L117 178V176H116V175L114 176ZM128 174H133V173H131V171H130ZM21 175H22V174H21ZM29 175H28V176H29ZM59 175H60V174H59ZM61 175H62V174H61ZM72 175H73V174H72ZM89 175H88V180H89ZM123 175H125V174H123ZM136 175L138 176V174H136ZM190 175H191V174H190ZM240 175H242V174H240ZM261 175H260V176H261ZM28 176H25V177L27 178ZM30 176H29V177H30ZM81 176H82V174H81ZM83 176H84V175H83ZM113 176L116 177V178H113ZM118 176H119V175H118ZM137 176H136V177H137ZM255 176H254V177H255ZM57 177H58V176H57ZM72 177H73V176H72ZM191 177H193V176H191ZM246 177H244V178H246ZM262 177H263V176H261V178H262ZM30 178H31V177H30ZM80 178H81V177H80ZM80 178H79V179H80ZM107 178H108V179H107ZM138 178H140V177H138ZM239 178H240V177H239ZM77 179H78V178H77ZM85 179H86V177H85ZM91 179H90L89 181H92ZM134 179H135V178H134ZM237 179H238V178H237ZM254 179H255V178H254ZM26 180H27V179H26ZM55 180H56V179H55ZM73 180H74V179H72V181H73ZM116 180H117V179H116ZM196 180H198V179H196ZM80 181H81V180H80ZM84 181H85V180H84ZM84 181H83V182H84ZM93 181H92V182H93ZM105 181H106L107 184H105ZM114 181H115V180H114ZM181 181H182V180H181ZM256 181H257L258 183H260V182H259V181H260V180H259V177H256ZM59 182H58V183H59ZM66 182H67V183H66ZM73 182H76V180H74ZM77 182H78V180H77ZM81 182H82V181H81ZM81 182H80V183H81ZM96 182H95V183H96ZM108 182H109V183H108ZM115 182H116V181H115ZM254 182H255V181H254ZM1 183H2V182H1ZM58 183H57V185L60 186V183H59V184H58ZM182 183H183V181H182ZM252 183H253V182H252ZM3 184H4V183H3ZM71 184L73 185V188L75 189L74 192H73L74 195H75V193H79V191H78L79 189L77 190V188H75L74 185L77 187V185L79 186L80 184L76 183V184H77V185H76V184H74V183H70V185H71ZM84 184L87 185L86 182H85ZM116 184H117V183H116ZM119 184H120V183H119ZM248 184H249V183H248ZM5 185H6V184H5ZM5 185H4V186H5ZM96 185H97V184H96ZM250 185H251V184H249V186H250ZM255 185H256V184H255ZM258 185H259V184H258ZM258 185H257V186H258ZM263 185H264V184L262 183V185H261L262 188H264ZM0 186H1V185H0ZM13 186H14V185H13ZM16 186H17V185H16ZM62 186H63V185H62ZM87 186H88V185H87ZM90 186L92 187L91 184H90ZM64 187H65V186H64ZM66 187H67V186H66ZM71 187H72V186H71ZM79 187H80V188H81V187L84 188V186H81V185H80ZM79 187H78V188H79ZM97 187H98V188H96V189H97V193H98V191H99V192L101 191V188H100V185H99V184H98ZM109 187H111V184H110ZM171 187H172V186H171ZM5 188H6V187H5ZM12 188H13V187H12ZM67 188H69V187H67ZM73 188H72V189H73ZM99 188H100V189H99ZM107 188H108V187H107ZM173 188H174V186H173ZM248 188L251 189V187H248ZM13 189H14V188H13ZM13 189H12V190H13ZM16 189H17V188H16ZM84 189H86V188H84ZM87 189H90V191L88 190L89 192H87V193H89L87 197H88V199H91V201H92V198H89L90 195H94V199H95V197H98V196H99V193L96 194L95 191H94V189H95V185H94V187L92 188L94 192L91 191L92 189H91L90 187H88ZM98 189H99V190H98ZM105 189H104V190H105ZM168 189H169V188H168ZM178 189H179V188H177V192H179ZM69 190H70V188H69ZM104 190H103V191H104ZM140 190H141V189H140ZM145 190H146V193H147L148 190H147V189H145ZM150 190H151V189H150ZM152 190H153V189H152ZM173 190L175 191L176 189H173ZM180 190H181V189H180ZM182 190H185V189L183 188ZM182 190H181V191H182ZM1 191H2V190H1ZM3 191H4V190H3ZM75 191H76V192H75ZM84 191H85V190H84ZM103 191H101V192H102V195H103V193L105 192V194L103 195V197H105V195H106V202H107V201H109V200H107V197H108V196H107L106 193H109V191H108V189L105 190L104 192H103ZM143 191H144V190H143ZM169 191H170V190H169ZM80 192H81V194L83 193L82 191H80ZM90 192L93 193V194H91ZM137 192H139V190H138ZM140 192H141V191H140ZM144 192H145V191H144ZM144 192H143V193L141 192V193L144 194ZM182 192H183V191H182ZM135 193H136V192H135ZM135 193H134V194H135ZM141 193H140V194L138 193L139 196L141 195ZM148 193H149V192H148ZM174 193H176V191H175ZM247 193H248V192H247ZM81 194H80V195H81ZM85 194H86V192H85ZM100 194H101V193H100ZM134 194H133V195H134ZM149 194H150V193H149ZM170 194H171V192H170ZM172 194H173V193H172ZM248 194H249V193H248ZM248 194H247V195H248ZM86 195H87V194H86ZM109 195H110V193H109ZM145 195H146V197H147V194H145ZM175 195H176V194H175ZM187 195H188V194H187ZM78 196H79V195H78ZM137 196H138V195H137ZM173 196H174V194H173ZM173 196H172V197H173ZM27 197H28V196H27ZM29 197H30V196H29ZM85 197H86V196L84 195V198H85ZM87 197H86L85 201L87 200ZM92 197H93V196H92ZM143 197H144V196H143ZM143 197H142V198H143ZM79 198H80V197H79ZM134 198H135V197H134ZM134 198H132V199H134ZM136 198H137V197H136ZM140 198H141V196H140ZM176 198H177V197H176ZM20 199H21V198H20ZM80 199H81V198H80ZM94 199H93V201H95V202L97 201L96 203L94 202L96 205L93 204V203H91V202L89 203V200L86 201V205H89V204L91 205V204H92V209H91V210H93V213H97V211H96L97 207H98L99 209H100V207L102 208L103 205H101V204H102L103 202L100 203V201H99L98 198H97L98 200H97V199L94 200ZM108 199H109V198H108ZM170 199H171V198H170ZM29 200H30V199H29ZM118 200H121V201H122V199H120V198H118ZM135 200H139V198H137V199H135ZM144 200H146V199H144ZM144 200H142V201L144 202ZM15 201H16V200H15ZM17 201H19V200H17ZM20 201H21V200H20ZM93 201H92V202H93ZM98 201H99V203H100L99 205H101L100 207L97 205V204H98ZM142 201H140V203H139L138 201H136V202H138V203H136V204H138V205H140V204L143 205L144 203H143ZM185 201H186V200H185ZM190 201H191V200H190ZM24 202H25V200H24ZM87 202H88V204H87ZM106 202H105V203H106ZM116 202H117V201H116ZM147 202H148V201H147ZM147 202H145V203L147 204ZM150 202H151V201H150ZM187 202H189V201H187ZM15 203H16V202H15ZM110 203H111V202H110ZM118 203H121V202L118 201ZM118 203H116V204H118ZM108 204H109V203H108ZM108 204H107V205H108ZM112 204H113V203H111V205H112ZM114 204H115V203H114ZM191 204H192V203H191ZM93 205H94V208H93ZM130 205H134V206H136L135 204H130ZM141 205H140V206H141ZM38 206H40V205H38ZM38 206H37V210H39V209H38ZM95 206H96V208H95ZM115 206H116V205H115ZM31 207H33V206H31ZM89 207H90V206H89ZM89 207H87V209L90 211ZM144 207H145V205H144ZM191 207H192V206H191ZM250 207H252V205H251ZM258 207H259V206H258ZM83 208H84V207H83ZM85 208H86V206H85ZM85 208H84L83 210H85ZM103 208L105 209V208H106V205H104ZM111 208L113 209L114 206L112 205ZM115 208H116V207H115ZM115 208H114V209H115ZM117 208H118V207H117ZM119 208H120V206H119ZM123 208H124V206H123ZM123 208H122V209H123ZM131 208H132V207H131ZM136 208H138V206L134 207L135 211H136ZM253 208H254V206H253L252 208H250V209H253ZM35 209H36V205H35ZM35 209H34V210H35ZM87 209H86V211H87L86 213H89V211H88ZM107 209H108V206H107ZM107 209H105V210L107 211ZM132 209H133V208H132ZM142 209H143V208H142ZM184 209H185L184 212H186V211H190L191 208H190V207H187V208L184 207ZM250 209H249V210H250ZM256 209H257V208H256ZM256 209H253V210L257 211V213L259 212V214H260V211H258V210H256ZM260 209H262V208H260ZM260 209H259V210H260ZM37 210H36V211H37ZM94 210H95L96 212H95ZM110 210H111V209L109 208L108 212L111 213L112 210H111V211H110ZM102 211H103L102 214H104V212L107 213V212L104 211L103 209H102ZM116 211H117V210H115V212H116ZM118 211H119V210H118ZM118 211H117V212H118ZM124 211H125V209H124ZM131 211H132V210H131ZM131 211H130V212H131ZM255 211H253V212H255ZM34 212H35V211H34ZM84 212H85V211H84ZM115 212H112L113 215L115 214ZM45 213H46V212H45ZM93 213H92V211H91V215H92ZM110 213H107V214H110ZM112 213H111L109 216H112ZM121 213H122V212H121ZM121 213H120V215H121ZM137 213H138V212H137ZM137 213L135 212V216L137 215ZM34 214H35V213H33L32 216H34ZM40 214H41V213H40ZM42 214H43V213H42ZM89 214H90V213H89ZM89 214H84V215H85V216L87 215V218H89ZM97 214H98V213H97ZM97 214H96V215H97ZM99 214L102 216L101 212H100ZM99 214H98V216H100ZM123 214H125V212H124ZM126 214H128V213H126ZM126 214H125V215H126ZM130 214H131V213H130ZM133 214H134V213H133ZM185 214H186V215H189L190 212H189V214H188V213H185ZM46 215H47V214H46ZM96 215H95V217H96ZM104 215H106V214H104ZM115 215H118V213L115 214ZM120 215H118V216H114V217H111V221L113 222V221L116 220L117 218L120 220V219H121V218H119ZM32 216H31V217H32ZM38 216H39V215H38ZM41 216H42V215H41ZM60 216H61V215H60ZM85 216H84V217H85ZM93 216H94V214H93ZM93 216H92V217H93ZM98 216H97L96 218H100V217H98ZM106 216H107V215H106ZM106 216H104V217H105L106 220H107V217H106ZM109 216H108V217H109ZM121 216H123L122 218H125V219H123V222H124V223H125V221H128V219H130L129 217H125L124 215H121ZM128 216H129V215H128ZM132 216H133V215H132ZM227 216H228V215H226V217H227ZM259 216H260V215H259ZM28 217H29V216H28ZM34 217H35V216H34ZM48 217H49V216H48ZM48 217H46V218L48 219ZM92 217L90 216L89 219H90V220H91V219L95 220V221H94L95 224L92 222V224H94V226H95L96 224H98L97 226H100V227H101V224H100L99 222H102V221H103L102 224H104V220H102L103 218H101V221H100V219L97 220V219H94V218H92ZM115 217H117V218L114 219ZM228 217H229V216H228ZM38 218H39V217H38ZM44 218H45V217H44ZM61 218H62V217H61ZM105 218H104V219H105ZM112 218H113V220H112ZM229 218L232 219L233 217L230 216ZM229 218H227L226 221L232 223L231 225H234V228H233V229H232V227L230 228L231 225L229 226V223H228L229 228H228L227 224H225V225H226L225 228H227L229 231H227V230H225V231H226L227 234H229V233L232 234V233L235 232V226H236L237 229H238V228L241 229L238 225H236V223L239 224V222L241 223L242 220H241L240 217H239L240 219L236 218V219L239 220L238 222H236V221H237L236 219H232V220H234V222H236V223H233V222H231V220H229ZM260 218H261V216H260ZM260 218H259V219H260ZM41 219H42V218H41ZM47 219H46V220H47ZM58 219H60V217L57 218L56 220H58ZM89 219H88V221H90ZM109 219H110V217H109ZM118 219H117V221H118ZM225 219H226V218H225ZM261 219H262V218H261ZM60 220H61V219H60ZM60 220H59V221H60ZM62 220H63V219H62ZM65 220H66V219H65ZM93 220H91V221H93ZM244 220H245V219H244ZM263 220H264V218H263L261 221L263 222ZM36 221H37V222H40V219H38V220H36ZM91 221H90V223H88V224H90V226H91ZM97 221H98V222H97ZM107 221H108V220H107ZM107 221H106V222H107ZM131 221H132V219H130V222H131ZM261 221H260V222H261ZM42 222H43V221H42ZM42 222H41L40 224H42V225L44 226V224H43ZM96 222H97V223H96ZM109 222H110V220H109ZM130 222H129V223H130ZM243 222H244V221H243ZM107 223H108V222H107ZM113 223H114V222H113ZM118 223H119V224H118ZM118 223H116V221H115L114 224H117V227L121 226L120 228H117L116 226H113L112 223H108V225L110 224V225H109L110 227H111V225H112V228H110L111 231H114V232H121V231H122L121 228L124 227V226H123L124 224L122 223L123 225H122V224L120 225L121 221H118ZM244 223H245V222H244ZM40 224H39V227L42 226V225H40ZM125 224H126V223H125ZM132 224H133V223H132ZM261 224H262V223H261ZM54 225H55V224H54ZM104 225H105V228L107 229V227H106L107 224H104ZM108 225H107V226H108ZM118 225H119V226H118ZM128 225H129V224H128ZM156 225H157V224H156ZM262 225H264V224H262ZM28 226H29V225H28ZM43 226H42V227H43ZM49 226L51 227V225H49ZM49 226H47V227L49 228ZM85 226H86V225H85ZM92 226H93V225H92ZM92 226H91V227H92ZM102 226H103V225H102ZM109 226H108V228H109ZM122 226H123V227H122ZM129 226H130V225H129ZM132 226H133V225H132ZM132 226H131V227H132ZM241 226H242V225H241ZM29 227H30V226H29ZM29 227H28V228H29ZM91 227H90V230H88V228H89V226H88V228H87L88 233H90V231L92 232L93 227H92V228H91ZM100 227H99L98 229H97L96 227H94V230L97 229V230H99L98 232H100V230H102V232L104 231V232L108 235V233H107L108 229H107V231H106V229L103 230L104 227H102L101 229H100ZM154 227H155V226H154ZM259 227H260V225H259ZM25 228H26V226H25ZM32 228H33V227H32ZM43 228H45V227H43ZM95 228H96V229H95ZM124 228H125V227H124ZM124 228H123V229H124ZM162 228H163V227H162ZM260 228H261V227H260ZM45 229H46V228H45ZM53 229H54V228H52V230H53ZM125 229H126V228H125ZM125 229H124V231H125ZM160 229H161V227H160ZM230 229H231V230H230ZM239 229H238V231H240ZM23 230H25V229H23ZM46 230H48V229H46ZM46 230H45V231H46ZM61 230H62V227H61ZM65 230H66V229H65ZM81 230H82V229H81ZM81 230H80V231H81ZM119 230H121V231H119ZM166 230H167V229H166ZM166 230H164V231H166ZM243 230H244V229H241L242 232H243ZM50 231H51V230H50ZM56 231H57V230H56ZM56 231H55V232H56ZM66 231H67V230H66ZM83 231H84V230H83ZM124 231H123V232H124ZM126 231H127V230H126ZM151 231H152V230H151ZM162 231H163V230H162ZM162 231H161V232H162ZM225 231H224V232H225ZM247 231H248V229H247ZM27 232H28V229H27ZM52 232H53V231H52ZM57 232H58V231H57ZM93 232H94V231H93ZM93 232L90 233V235H91L93 238L96 239L97 237H99V235H98V236H97V235H95V236L92 235V234L95 233V232H94V233H93ZM153 232L155 233L156 231H153ZM169 232H170V231H169ZM236 232H237V231H236ZM261 232L264 233V231H261ZM46 233H47V231H46ZM50 233H51V232H50ZM100 233H101V232H100ZM121 233H122V232H121ZM124 233H125V232H124ZM162 233H163V232H162ZM166 233H167V232H166ZM222 233H223V232H222ZM244 233H245V232H244ZM249 233H250V232H249ZM42 234H43V233H42ZM51 234H53V233H51ZM59 234H60V233H59ZM80 234L83 235L82 233H79V235H80ZM109 234L111 235V236H108V237H110V239H107V238H108V237H106L107 235L105 236V238L107 239L108 242H110L111 240L113 241V239L111 238L112 236H116V238H115V237H114V238L116 239V241L118 240V239H117V235H115V234H117V233L114 234V233H111V232L109 231ZM112 234H113V235H112ZM118 234H119V233H118ZM125 234L127 235V233H125ZM134 234H135V233H134ZM151 234H152V233H151ZM163 234H164V233H163ZM230 234H229V236H230ZM239 234L241 235V233H238V235H239ZM261 234H262V233H261ZM261 234H260V235H261ZM27 235H28V234H27ZM40 235H41V234H40ZM46 235H47V234H46ZM46 235H45V236H46ZM54 235H55V234H54ZM68 235H69V234H68ZM84 235H85V232H84ZM87 235H89V234H86V237L91 238V237H89V236H87ZM120 235H123V233L120 234ZM120 235H119V236H120ZM128 235H131V234H128ZM128 235H127V236H128ZM132 235H133V234H132ZM164 235H165V234H164ZM168 235H169V233H168ZM172 235H173V234H172ZM172 235H171V237H173ZM219 235H221V234H219ZM222 235H223V234H222ZM47 236H48V235H47ZM119 236H118V238H119ZM224 236H225V235H224ZM227 236H228V235H227ZM234 236H236L235 233H234ZM28 237H30V236H28ZM37 237H38V236H37ZM37 237H36V238H37ZM57 237H58V236H57ZM70 237H71V236H70ZM82 237H83V236H82ZM86 237L84 236L83 238H86ZM123 237H124V236H123ZM123 237L120 236V239H121V240L123 239L124 242H125V239H124L125 237H124V238H123ZM161 237L164 238L165 236L163 237L162 234H161ZM169 237H170V236H169ZM169 237H167V238H169ZM263 237H264V234H263L262 237H259V238H261V239H260V242H261V243H264V241H263L264 238H263ZM31 238H32V236H31ZM34 238H35V237H34ZM59 238H61L60 235H59ZM83 238H79V239H82V241L84 242L85 240H83ZM130 238H131V237H130ZM162 238H161V239H162ZM165 238H166V237H165ZM218 238L220 239V237H218ZM228 238H230V237H228ZM259 238H258V239H259ZM262 238H263V239H262ZM0 239H1V236H0ZM32 239H33V238H32ZM38 239H39V238H38ZM45 239H47V238L45 237ZM67 239H68V238L66 237V240H67ZM69 239H70V238H69ZM69 239H68V240H69ZM86 239H87V238H86ZM120 239H119V241H120ZM213 239H214V238H213ZM216 239H217V238H216ZM30 240H31V239H30ZM34 240H35V239H34ZM34 240H33V241H34ZM43 240H44V239H43ZM50 240H52V239H50ZM50 240H49V241H50ZM53 240L55 241V239H53ZM66 240H64V241L66 242ZM97 240H98V238H97ZM165 240H166V239H165ZM224 240H225V239H224ZM261 240H262V241H261ZM24 241H25V240H24ZM33 241L31 240V242H33ZM40 241H41V240H40ZM44 241H45V240H44ZM57 241H58L57 243H59V240H58V239H57ZM60 241H61V239H60ZM82 241L80 240V242H81L80 245H79V243H76V244L73 243V244H75L74 248H77V247H78V248H77V250H75V249H71V250H72V251L74 250L76 253H77V251L79 250L80 252H78L77 255L82 254V253H81V252H82V251H81V250H82L81 247H83V248H88V247H86L85 245H84L85 247H84V246H81V244H84ZM86 241H87V240H86ZM88 241H89V240H88ZM95 241H96V240H94V241L92 240V244L96 243ZM99 241H101V240L99 239ZM99 241H98V242H99ZM105 241H106V240H105ZM107 241H106V243H108ZM162 241H163V240H162ZM211 241H214V240H211ZM218 241H219V240H218ZM221 241H222V240H221ZM36 242H38V240H37ZM36 242H35V244H33V245H36ZM41 242H42V241H41ZM46 242H48V241H46ZM46 242H45V243H46ZM61 242L63 243V245L66 244V243L63 242V241H61ZM61 242H60V243H61ZM78 242H79V240H78ZM93 242H94V243H93ZM98 242H97V243H98ZM164 242H165V241H164ZM260 242H259V243H260ZM26 243H27V244H31V243L28 242V241H26ZM26 243L23 242V244H26ZM52 243H53V242H52ZM69 243H70V242H69ZM85 243H86V242H85ZM97 243H96V246H97ZM100 243H101V242H100ZM110 243H112V242H110ZM110 243H108V247H107V248L110 249V250H113V248L111 249V245L109 246ZM113 243L115 244L114 241H113ZM117 243H119V242H117ZM117 243H116V244H117ZM144 243H145V242H144ZM156 243H157V242H156ZM194 243H196V245H197V242H194ZM213 243H214V242H213ZM216 243H219V242H216ZM42 244H43V243H42ZM48 244H49V242H48ZM53 244H55L54 247H56V246L58 247L59 245H60V246H59L60 248L63 247V245H61V244L57 245L55 242H54ZM116 244L114 245V247L116 246ZM119 244H120V243H119ZM158 244H159L160 246L163 245L162 242H160V241H159ZM184 244H185V243H184ZM199 244H200V243H199ZM209 244H210V243H209ZM49 245H50V244H49ZM67 245H68V241H67ZM77 245H78V246H77ZM87 245H88V244H87ZM112 245H113V244H112ZM117 245H118V244H117ZM156 245H157V244H156ZM186 245H187V244H186ZM200 245H201V244H200ZM211 245H212V243H211ZM213 245H214V244H213ZM28 246H30V245H28ZM65 246H66V245H64V247H65ZM79 246H81V247H80L81 249L79 248ZM121 246H125V245H120V247H121ZM126 246H127V245H126ZM146 246H147V244H146ZM191 246H194V245H191ZM261 246H262V245H261ZM22 247H24V245H23ZM25 247H26V246H25ZM32 247H33V246H32ZM57 247H56V248H57ZM68 247H70V246H68ZM94 247H95V245H94ZM109 247H110V248H109ZM120 247H119V246H116V247H115V249H114V250H115V253L112 252V251H108L107 249H106L107 251H106V250H105V251H106V253H108V252L111 253V252H112L111 256H112V257L115 256V257L118 258V255H117L116 253H120V252H118L119 250H122V249H120ZM144 247H145V246H144ZM161 247H162V246H161ZM213 247H214V246H213ZM71 248H72V247H71ZM92 248H93V247H92ZM92 248H91V245H90L88 249L92 250ZM145 248H146V249H142V251L147 250V253H148L149 250L147 249V247H145ZM194 248H195V247H194ZM194 248H193V249H194ZM24 249H25V248H24ZM26 249H28V248H26ZM26 249H25V251H26ZM46 249H47V248H46ZM57 249H59V248H57ZM57 249H56V250H57ZM66 249H67V246H66ZM68 249H69V248H68ZM96 249L101 250V249H100V246L97 247ZM126 249H128V250H127V254H126V252H125V256L127 255L126 257H128L129 259H130V257H131L130 253H131V254L133 253L132 256L137 255L136 253H138V256L140 257V261L142 260L141 257H142V258H143V257L147 258L146 256H148L149 253L152 255V253H151L152 250H151V252H149L148 254H145V251H144V252H142L141 250H140L141 252L139 251L140 248H138V252H133V251H134V250H133L134 248H133V249L131 248L133 251H131L130 248H126ZM159 249H160V248H159ZM159 249H156V250H159ZM193 249H192V250H193ZM196 249H197V247H196ZM255 249H256V248H255ZM22 250H23V248H22ZM30 250H31V249H30ZM60 250H61V249H60ZM69 250H70V249H69ZM90 250H87L89 255H91V254L93 253V251H92V253H89ZM99 250H98V252H99ZM116 250H118V251L116 252ZM123 250H124V249H123ZM135 250H136V249H135ZM153 250H154V249H153ZM186 250H187V249H186ZM189 250H190V251H189ZM192 250H191L190 248H188V251H185V250H184V251H185V254H186V252H191ZM194 250H195V249H194ZM28 251H29V250H28ZM32 251H33V250H32ZM34 251H35V250H34ZM53 251H54V250H53ZM63 251H64V248H63ZM74 251H73V252H74ZM84 251H86V249H85ZM84 251H83V253H84ZM102 251H103V250H102ZM102 251H100V252H101L100 255L98 254L99 258H97V259H100V257H101V258H103L102 262H103V261H104V262L106 261V262L109 264L110 261H107V260H110L112 257H109V259H108V258H107V257H108V254H107V256H106V253H105V252L102 253ZM124 251H126V250H124ZM181 251H182V250H180V253H181ZM196 251H198V250H195L194 252L196 253ZM254 251H255V250H254ZM43 252L46 253V250H45V251L43 250ZM43 252H42V253H43ZM59 252L61 253L62 251H59ZM66 252H67V251H66ZM66 252H65V253H66ZM69 252H70V251H69ZM73 252H72V254H73ZM90 252H91V251H90ZM94 252H95V250H94ZM194 252H193V253H194ZM198 252H199V253H197V255H195L196 258L198 257V254L202 256V254H200V251H198ZM27 253H30V251L27 252ZM42 253H41V256H42ZM44 253H43V254H44ZM70 253H71V252H70ZM110 253H109V255H110ZM128 253H129V254H128ZM193 253H188V254H191V255H192V259H193ZM195 253H194V254H195ZM255 253H256V255H258V257L264 256V247H263V248L260 247V249H259V248L256 249V252H255ZM25 254H26V253H25ZM52 254H53V253H52ZM57 254H58V253H57ZM57 254H56V255H57ZM63 254H64V253H63ZM63 254H61V256H62ZM67 254H68V253H67ZM85 254H86V253H85ZM85 254H84V257L86 256ZM113 254H114V255H113ZM121 254H122V252H121ZM165 254H166V253H165ZM165 254H164V255H165ZM47 255H48V254H47ZM47 255H46V256H47ZM56 255H55V258H56ZM95 255H96V254H95ZM116 255H117V256H116ZM122 255H123V254H122ZM129 255H130V257H129ZM143 255H145V256H143ZM168 255H169V254H168ZM186 255H187V254H186ZM65 256H66V255L64 254V256H62V258H64ZM73 256H74V255H73ZM96 256H97V255H96ZM138 256H137V257H138ZM149 256H150V255H149ZM149 256H148V257H149ZM166 256H167V254H166ZM187 256H189V255H187ZM201 256H200V257H201ZM203 256H204V255H203ZM33 257H34V254H33ZM42 257H43V256H42ZM42 257H40V258H42ZM67 257H68V256H67ZM69 257H70V256H69ZM80 257H81L82 259H84V258H83V255H80ZM89 257H90V256H86V258H88V259H90V258H94V257H92V256H91L90 258H89ZM121 257H122V256L119 254V258H121ZM123 257H124V255H123ZM137 257H136V258H137ZM170 257H171V256H170ZM37 258H38V257H37ZM37 258H35L36 261H37ZM55 258L53 259V261H55V263H56L57 260H55ZM57 258H58V256H57ZM62 258H61V259H62ZM71 258H72V257H71ZM73 258H74V259H73ZM73 258L71 259V261H72V260H75V256H74ZM78 258H79V256L76 257V259H78ZM104 258H106L107 260L104 259ZM124 258H125V257H124ZM156 258H157V257H153V258H152V256H151V259H150V260H146V264H147V263H148V264H149V263L152 264L153 261H154L155 264H161V263L163 264V263H164L163 260H165L167 257H165V258L162 259V260H157ZM168 258H169V257H168ZM168 258H167V259H168ZM186 258H187V257H186ZM261 258H262V257H261ZM35 259H34V260H35ZM38 259H39V258H38ZM45 259H46V258H45ZM45 259H44V262H45ZM88 259H87V261H89ZM155 259H156L158 262H156ZM192 259H190V261H191ZM197 259H198V258H197ZM201 259H202V258H201ZM201 259H199V260H201ZM204 259H205V258H204ZM48 260H49V259H48ZM51 260H52V259H51ZM92 260H93V259H90V262H88V263H93V264H94L95 262H94V261L92 262ZM111 260H112V259H111ZM115 260H116V259H115ZM121 260H122V262H120ZM124 260H125V259H124ZM187 260H188V259H187ZM194 260H195V259H194ZM194 260H193L190 264L194 263V262H195ZM262 260H263V259H262ZM46 261H47V260H46ZM61 261H63V260H61ZM69 261H70V260H69ZM77 261H78V260H77ZM113 261H114V258H113ZM118 261H119L120 263H122V264H123V262H124L123 259H119ZM125 261H126V260H125ZM140 261H139V262H140ZM147 261H148V262H147ZM151 261H152V262H151ZM159 261H161V263H160ZM185 261H186V260H185ZM190 261H188V263H189ZM206 261H207V260H206ZM263 261H264V260H263ZM37 262H38V261H37ZM40 262H41V260H40ZM40 262H39V264H40ZM42 262H43V261H42ZM57 262H58V261H57ZM66 262H67V261H66ZM66 262H65V263H66ZM72 262L75 263L76 260H75V262H74V261H72ZM104 262H103V264H104ZM131 262H132V259H130V262L127 261L128 264H130ZM141 262H142V264H143V263L145 264V260H143V261H141ZM196 262H197V261H196ZM201 262L203 263V261H201ZM76 263H77V262H76ZM96 263H97V262H96ZM111 263H112V262H111ZM117 263H118V262L116 261L115 264H117ZM120 263H119V264H120ZM154 263H153V264H154ZM175 263H176V262H175ZM175 263H172V264H175ZM182 263H183V262H182ZM182 263H180V264H182ZM185 263H186V262H185ZM205 263H206V262H205ZM37 264H38V263H37ZM57 264H58V263H57ZM66 264H67V263H66ZM99 264H100V262H99ZM131 264H133V263H131ZM140 264H141V263H140ZM206 264H208V263H206ZM260 264H264V263H263V262H262V263L260 262Z\"/></svg>","mask_w":264,"mask_h":264}]
</instances>
